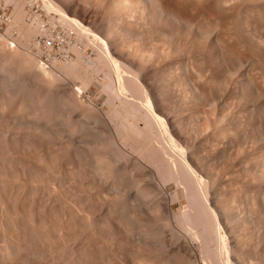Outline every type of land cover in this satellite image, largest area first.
<instances>
[{
    "label": "rangeland",
    "instance_id": "obj_1",
    "mask_svg": "<svg viewBox=\"0 0 264 264\" xmlns=\"http://www.w3.org/2000/svg\"><path fill=\"white\" fill-rule=\"evenodd\" d=\"M54 1L57 2L56 4H58L59 6H61L62 1H63L64 2V4H62L63 7L66 3L65 2L66 0L65 1L64 0H61V1L60 0H58V1L54 0ZM77 1L81 2V4H83L85 7H87V10L89 11V13L91 12L90 14H92V15H90L91 17H93V18H91V20L92 19H94V20H92V22H90L91 20L89 19L90 21L88 23L90 24V26L88 23H86L87 21H81L83 26L85 25L86 27H90L91 30L94 29L91 34H88V33H87V35L84 34L86 30H83V32H80L82 27L79 26L81 28L77 29L76 27H78V26L76 25L77 24L76 22L72 21L73 24L76 23L75 26H73V24L70 23L71 21L70 22L65 21V17L62 16L60 12L58 13V11H56L58 9L57 6H55L56 10H53V8H52L53 5L51 3H49L48 0L47 1H45V0H33V1L32 0H13L12 2H11V0H0V15L5 14L4 16H10V18H11L10 22H5V21L3 22L0 19V68H1V70H0V72H1L0 73V76H1L0 77V106H1L0 107V164H1V166H0V169H1L0 170V178H1L0 179V202H1L0 203V214L1 213L3 214V213H5V211H7L6 212L7 214L6 213L4 214L5 216L2 214L0 215V241H2V242H0L1 243L0 244V251H2V252H0L2 254V255L0 254V264H47V263L48 264H50V263L51 264H58V263L59 264L60 263L61 264H66V263L71 264V262H73L75 264V261H76V264H78V261H79V264H119V263L120 264L121 263L122 264H130V263L131 264H141V263L142 264H169V263L170 264H176V263L177 264L178 263L179 264H194V263L195 264H211L212 261H214V262H212V264H214V263L215 264H224V263L225 264H246V263L247 264H253V263L254 264H264V249H263L264 248V230H262V229H264V194H262V193H264V174H263L264 173V106H263L264 105V80H263V78H264V61L262 60V59H264V50H263L264 49V26H263L264 25V19H263L264 13L260 14V12L257 11L258 9L260 10V7H261L260 5L262 3L264 4V2H261L259 0L261 3H259L258 1L256 3H254V0H249L250 2L252 1L251 2L252 4H250V2H249L250 5H254V4L256 5L257 3H258V5L260 4L259 8L254 9V6H249V4L246 3V1L248 2V0H246V1H244V0H242V1L241 0H233V1L230 0V2H227V0H226L227 3L225 2V4L223 6H221L219 9L217 8L218 10L216 9L218 11V13H217V11H215V9H214L215 12L212 11L213 8H211V11L213 12V14H211L212 12L208 9L210 8V5L214 6L213 4L216 2L215 0H211V1L210 0L209 1L208 0H203V1L202 0H184V1L181 0L182 2H180V0H175V2H174V0H172L174 3L173 2H172V4L167 3V5L170 9L165 6L166 9L169 10L167 12L165 9L166 12L164 11L165 13H163V14H166V15H163V14L160 15L162 17L163 16L165 17V18H163V21L160 19V16L158 15L157 19H154V20H156L154 22L150 16L149 17L151 19H149L147 14H145L147 16L146 17L147 20L144 19V16L142 14L143 13L142 9L138 10L139 8H141L139 6H137V8H132L133 6L132 7L130 6L131 9L129 10V8H127L126 11L123 13L124 16L117 18V17H115L116 14H115V12H113L112 6H110V2L112 0H108V1L107 0H81V1L77 0ZM169 1L171 2V0H169ZM177 1H178V3H177ZM207 1L210 4L209 3L206 4ZM24 2H25V4H23ZM181 3H182V5H181ZM195 3H197V4H195ZM230 3H231V5H233V7L230 5ZM49 4L52 6L50 7ZM162 4H164V3H162ZM174 4H176V5H174ZM184 4H185V6H183ZM239 4H240V6H239ZM178 5H180V7ZM195 5L200 6V8L197 9L198 11L200 10L199 12L197 10H196V13L193 12V11H195V9L197 7H199V6L196 7ZM42 6H43V8H42ZM192 6H195V8L193 7L194 8L193 9ZM48 7H49V9H48ZM134 7H136V5ZM177 7H179L178 10H177ZM238 7H240V8H238ZM256 7H258V6H256ZM50 8H52V9H50ZM107 8L109 10H107ZM189 8H190V10H189ZM239 9H240V11H239L240 13L238 12ZM58 10L61 11V9H58ZM110 10H112V11H110ZM134 10H136V11H134ZM244 10H245V12H244ZM132 11H134V12H132ZM209 11H210V13H209ZM262 11H264V10H262ZM126 12H127V14H126ZM137 12L139 14L141 13L143 17L141 18V14L139 15ZM178 12L181 14V16H184V17L186 15H190V22L191 21L192 22L195 21V22H193L192 25L189 22V23H186V25H189V26H186L185 24L183 26L182 21L178 20V18H179L178 16H180V14ZM191 12H193L194 15H192L193 13H191ZM258 12H259V14H257ZM19 13H21V14H19ZM114 14H115V16H114ZM174 14H175V16H174ZM176 14L177 15L179 14V15L177 16ZM184 14H186V15H184ZM210 14L213 15L212 18L210 17V20L211 19L214 20V21L212 20V22L209 20V18H208L209 16H207ZM24 15H25V17H24ZM93 15L96 16V18H94ZM237 15L238 16L240 15L241 17L240 16L239 17L241 19L239 17H237ZM15 16L17 18H15ZM113 16L115 17V19ZM228 16H229V18H227ZM136 17H138V18H136ZM168 17H171L170 18L171 21ZM175 17L177 18V19H175L177 24L174 22ZM191 17H192V19H191ZM198 17H199V19H198ZM213 17L215 19L217 18L216 19L217 21ZM221 17H223V18H221ZM14 18H15V20H14ZM186 18H187V16H186ZM188 18H189V16H188ZM207 18H208V20H207ZM234 18L239 19V20H236V19L235 20H236L238 25L240 24L239 25L240 27L236 24ZM250 18H254V19L252 20ZM96 19H98V20H96ZM131 19H132V21H131ZM142 19H144L146 21H144ZM158 19H160V21ZM200 19H202L201 23H200ZM232 19L235 23L232 21ZM39 20H41V21H39ZM177 20H178V22H177ZM94 21L96 23L92 26ZM245 21H247V22H245ZM146 22H147V24H146ZM180 22L182 24H179ZM208 22H211V24H209ZM216 22H218V23H216ZM250 22H251V24H248ZM23 23H24V25H23ZM32 23H33L34 28L31 27ZM36 23L39 25H37ZM172 23L174 24V26ZM196 23H198V24H196ZM212 23L216 24V25H213ZM222 23H224V24H222ZM246 23H247V25H246ZM203 24H205V25H203ZM217 24H218L219 28L216 29ZM226 24L228 26H226ZM252 24H254V25H252ZM169 25H171V26H169ZM199 25L201 27H199ZM207 25L208 26L212 25V27L209 26L208 27L209 30H208ZM221 25H223L222 28H221ZM115 26H117V27L115 28ZM166 26H168V27H166ZM182 26L185 29V30L182 29L184 32L181 30ZM195 26H196V28H195ZM205 26H206V28H205ZM237 26H238V29H240V33L243 32L242 34L244 36L242 38L245 37L244 39H241V38L239 39V37H237L238 31H239L238 29H235ZM245 26H248V28ZM28 27H29V30H31V28H32L31 32H29ZM97 27H98V29H97ZM185 27L186 28L188 27L187 28L188 30ZM191 27H193V29ZM197 27H199V28H197ZM36 28H38V29H36ZM85 28H82V29H85ZM117 28H118V30H117ZM142 28H143V30H142ZM173 28H175V29L173 30ZM189 28H191L190 31H189ZM213 28L215 30H218V31L216 32ZM224 28H225V30H228V31L224 32L225 34L223 33ZM257 28H258V30H257ZM95 29H96V31H95ZM111 29L114 31V33H116L117 31L120 32L122 30L121 33L123 35L117 36L114 33L110 35L109 30L111 32L112 31ZM114 29H116V30H114ZM202 29L205 31H203ZM244 29L246 30V32L244 31ZM247 29H249V30L247 31ZM33 30H34V32H33ZM212 30H213V32H212ZM150 31H152V32H150ZM166 31H168V32H166ZM209 31L212 33L210 34ZM229 31H232V34ZM249 31H250V34H249ZM93 32H96L97 34H99V36L102 37L100 39H103V43H104V41L106 42L107 38H109L108 39L109 41L107 40V42H109V44L111 43L112 51H115V52L117 51V53L122 52L121 55H124L125 57H126V54L130 52L127 49H130L132 51V52H130V53H132L131 55L127 54V59H131V60L130 61L128 60L127 63H125L127 66L124 64L125 68H123L124 66L122 65V67H121L122 70H120V73H117L114 68H111L112 66L111 67L109 66V64H110L108 62L109 60L106 61V59H105L107 56L105 53H106V51H108L110 49L106 45L107 42H106V44L105 43L104 44L106 45L105 49H108V50L104 51L105 46L103 44H99L102 42H100V41L98 42L97 39H95V37L97 36L96 38H98V40H99V36L96 35L94 37L95 33H93ZM214 32H216V33H214ZM226 32H229L230 34L229 33L227 34ZM234 32L236 33V36L234 35L235 34ZM28 33L30 35H27ZM162 33H163V35H162ZM171 33H172V35H171ZM207 33H208V35H207ZM251 33L253 34V36ZM141 34H143V35H141ZM222 34H224V35H222ZM245 34L249 35V37H247V35H245ZM112 35L113 36L115 35V36L113 37ZM158 35L160 37H157ZM168 35H170V36H168ZM179 35H181V36L179 37ZM190 35H192L191 36L192 38L190 37ZM195 35L198 37H196ZM215 35H218V36L216 37ZM226 35H228V36H226ZM137 36H139V37H137ZM93 37H94V39H93ZM103 37H105L106 40ZM117 37L118 38L121 37L124 39L126 38V40L128 37L129 38L126 41V40L121 39V38H119V40H118ZM147 37H148V39H147ZM154 37H156V38H154ZM225 37L227 38L226 40H224ZM252 37H254V38H252ZM248 38H249V40H248ZM113 39H114V41H113ZM202 39H203V41H204V39H206V40L203 42ZM258 39H259L260 45L257 43ZM121 40H123V42ZM252 40H254L252 42L253 45H254V43L257 44L258 48L256 47V45H254L255 48H253L252 44L250 43L251 44L250 45L247 42V41L251 42ZM130 41L132 42L131 44H130ZM136 41L138 44L136 43ZM160 41H162V42H160ZM222 41H223V43H222ZM28 42H30V43H28ZM125 42H127V43L129 42L130 45L129 44L127 45V43H125ZM154 42H155V44H154ZM170 42L174 46L171 45ZM236 42H237V44H236ZM242 42L243 43L245 42L244 45ZM134 43H136V45H138V47ZM133 44H134V46H136L137 49L133 47ZM209 44H211V45H209ZM220 44H221V46H220ZM101 45L103 46V48ZM113 45H115V46H113ZM116 46H118V47L116 48ZM121 46H123V47H121ZM113 47H115L114 48L115 50L113 49ZM168 47H169V49H168ZM176 47H177V50H176ZM201 47H204V48H201ZM206 47H208V48H206ZM243 47H244V49H243ZM247 48H249V49H247ZM251 48L253 51L251 50ZM102 49H104V50H102ZM13 50H15V51H13ZM137 50H139V51H137ZM147 50H149V51H147ZM234 50H237V51H234ZM258 50L260 51V53H258L259 52ZM135 51H137V53ZM141 51H143L142 52L143 55L140 54ZM205 51L206 52L208 51V52L206 53ZM247 51L249 52L248 55L246 54ZM233 52L234 53L238 52V54L237 53L234 54ZM252 53H254V54L252 55ZM12 54L14 56H12ZM138 54H140L142 56H140ZM135 55L137 57L134 58ZM180 55H182V56H180ZM249 55H250V57H248ZM7 56H9V57H7ZM129 56H131V58ZM198 56L201 59H199ZM224 56H225V58H223ZM20 57H21V59H20ZM23 57H25V58H23ZM103 57H105V58H103ZM216 57H217V59H216ZM13 59H15V60H13ZM32 59L34 60V62H32L33 61ZM107 59H108V57H107ZM132 59H134V60H132ZM219 59H221L222 61ZM258 59H259V61H258ZM254 60H257V61H254ZM223 61H225V63ZM190 62H192V63H190ZM246 62L249 65H247ZM2 63H3V65H2ZM21 63H22V65H21ZM15 64H17V66ZM128 64H130V65H128ZM32 65H34L35 67H33ZM105 65L108 66V68ZM210 65H211V67H210ZM63 66H65V67H63ZM77 66H78V68H77ZM188 66H189V68H188ZM255 66L256 67L258 66V67L256 68ZM71 67H73V69ZM173 67H175V68L173 69ZM261 67L263 68V71H262ZM110 69H114V70L111 72ZM40 70H42V71H40ZM128 70H129V72H131L130 70H133L132 74L129 73ZM206 70H207V72H206ZM228 70H230V71H228ZM31 71H33V72H31ZM84 71H85V73H84ZM169 71H170V73H168ZM197 72H198V74H197ZM122 73H125L126 75L122 74ZM54 74H56V75H54ZM27 75H28V77H27ZM38 75H41V77H39ZM76 75H77V77H76ZM119 75H120V77H122L121 78L122 81L125 79L123 81L124 83H127V85H128V83H130L129 85H133V84L137 85L136 87L142 93L135 91V89H130V88H134L135 86H133V87L127 86L128 87L126 89L127 91L125 90V91L121 92V89H119L120 84L118 83L119 82L118 79H120V77H118ZM122 75H124V76H122ZM42 77H43V79H42ZM53 77L54 78L56 77V78L54 79ZM182 77H183V79H182ZM4 79H6L7 81ZM137 79L139 80V82ZM128 80H129V82H127ZM251 80H252V82H251ZM3 81L5 83H3ZM107 81H109V82L111 81V83H109ZM137 82H138V84H137ZM224 82H225V84H224ZM243 82H244V84H243ZM260 82H261V84H260ZM139 83H140V85H139ZM113 84H114V86H113ZM251 84H252V87H250ZM31 85H33V86H31ZM109 85L111 88L109 87ZM216 85H218V86H216ZM7 86L10 89H8ZM80 86H82V87L80 88ZM140 86H141V89H140ZM152 86H153V91L152 90L150 91ZM191 86H193V87H191ZM245 86H246V88H245ZM112 87H114V88H112ZM217 87H218V89H217ZM249 87H250V89L251 88L252 89L249 90L248 89ZM4 88H5V91H4ZM206 89H207V91H206ZM219 89H220V91H218ZM51 90H53V91H51ZM84 90H86V91H84ZM130 91H131V93H130ZM215 91H217V92H215ZM211 92H213L215 95ZM222 92H224V93H222ZM66 93H67V95H66ZM68 93H70V94H68ZM64 94H65V96H64ZM210 94H212V95H210ZM10 95H13L15 99L13 98V96H10ZM147 95H149L152 98L151 99L150 97H148L151 99V101L153 100L152 102L150 101V99H147V97H146ZM213 95L216 97H214ZM44 96H46V97H44ZM87 96H88V98H87ZM67 97L69 99H67ZM47 98H50V99L47 100ZM56 98L58 101H55ZM125 98L127 100H124ZM141 98H144L143 101L141 100ZM214 99H216V100H214ZM75 100H78V102L77 101L74 102ZM122 100L126 103L122 102ZM62 101L63 102L65 101L67 104L65 102L63 103ZM114 101H115V103H114ZM145 101H148L150 103L148 104V102H145ZM3 102H5V103H3ZM140 102H141V104L139 105L138 103H140ZM26 103H28V104H26ZM72 103H75V105H73V107L71 105ZM132 103H135V105H139L138 108H140L139 111L136 108L137 113L134 112L135 114L133 113V111H132L133 109L131 108ZM151 103H152V105L154 104V106H152ZM147 104L150 105L151 107H155V108H151L150 106H148V108H147ZM183 104H184V106H183ZM65 105H67V106L71 105V106H69V107L66 106V108H64ZM215 105L217 107H215ZM224 105H225V108H227V109L223 108ZM3 106L7 107V108H3ZM144 106H146V107H144ZM124 107H125V109H124ZM149 107L152 109V112L154 109V112L157 113L156 115H159L160 117L164 116L163 118L166 119V123L168 124V127H167V125L165 123L167 129L169 128L170 131L173 130V128H175V130L178 129L176 131H177V134H179L180 136L175 134L174 130L171 131L172 133L174 132L171 135H173V138L175 139V141H173V142H175V146L173 145L174 143L171 142L173 140V138L171 140L169 139V138H171V136L169 135L171 132L168 133L169 129L168 130L166 129L167 130L166 131L164 128L165 125H164V127H162V126H160L161 125L160 123L158 124V122H155L154 120H152L153 118H155V117H153L155 114L153 112L154 115L152 116V113L150 114L148 112V111H150ZM76 108L78 109V111L75 110ZM141 108L144 110H141ZM249 108L251 109V111ZM64 109H67V110H64ZM240 109H241V111H240ZM130 110H131V112H130ZM43 112H44V114H43ZM96 112H98V113H96ZM140 112L142 113L141 115H140ZM48 113L50 114V116L48 115ZM86 113H87V115H86ZM131 113H133V114H131ZM126 116H128V117H126ZM131 116H133V117H131ZM43 117L45 120L42 119ZM50 117H52V118H50ZM134 117H135L136 122L133 119ZM146 117H148V119ZM124 118H125V120H124ZM142 118H143V120H142ZM230 118H232V119H230ZM250 119L252 120V122L250 121ZM146 120H149L151 122V124H152V122H154V124H152L153 128L151 127V129H148V131L152 130L151 131L152 135L150 132L146 131L147 130L145 127L146 126ZM52 121H53V124H50V123H52ZM72 121H74V122H72ZM125 121H128V122L125 123ZM64 122L68 123V124H64ZM78 122L82 126H80V124ZM193 123H194V125H193ZM163 124H164V122H163ZM214 124H216V125H214ZM52 125H53V127H52ZM65 125L69 126V127H66ZM196 125H197V127H196ZM84 126H86V127H84ZM89 126H90V128H88ZM131 126H132V128H131ZM207 126H209V127H207ZM156 127H157V130H156ZM37 128L40 131H37ZM49 128H51V129H49ZM140 128L143 131H140ZM143 128H145V129H143ZM158 128H159V130H158ZM46 129H48V130H46ZM70 129H71V131H70ZM74 129H75V132H74ZM121 129L124 131H122ZM52 130L54 132H51ZM132 130H135L136 132L132 131ZM164 131H166V132H164ZM160 132H162V133H160ZM196 132H197V134H196ZM236 132H240V133L236 134ZM198 133H200V134H198ZM49 134H51V135H49ZM65 134H67V135L65 136ZM239 134L242 136H240ZM140 135H142V137ZM75 136H76V138H75ZM223 136H225V137H223ZM160 137H161V139H159ZM181 137H182V139H181ZM256 138H258V139H256ZM176 139L179 140V142H177V143H179L180 146L181 145H182V147L185 146L184 147L185 149L184 148L179 149L182 147H179V145H176L177 144ZM260 139H262L263 141ZM69 141H70V143H68ZM97 142H98V144H97ZM133 142L135 143V146H134ZM155 142H156V144H155ZM168 142L169 143L171 142L172 145L169 144ZM85 143H87V144H85ZM59 144H61L62 146L61 145L58 146ZM88 144H90V145H88ZM164 144H165V146H164ZM256 144H258V145H256ZM230 146H231V148H230ZM243 148H245V150ZM105 149H106V151H105ZM131 149H134V150H131ZM162 149L165 151H162ZM260 149H262L263 151H261ZM184 150H187V151H184ZM226 151H227V153H226ZM181 152H183V155H180V154H182ZM169 153H170V155H169ZM164 154L167 156H165ZM113 155L115 156V159H114ZM172 155H174V156H172ZM184 155H186V156H184ZM96 156H99V157H96ZM109 156H110V159H109ZM111 156H112V158H111ZM150 156H151V158H150ZM177 156H179V157H177ZM223 156H224V158H223ZM102 157H104V158H102ZM117 157H118V159H116ZM130 157H132V158H130ZM145 157L147 159H145ZM163 157H165V158H163ZM184 157L186 158V160H184L185 159ZM169 158H173V159L171 160ZM257 158L260 160H257ZM106 160H109V162ZM165 160H167V161H165ZM147 161H148V163H147ZM185 161L186 162L188 161L191 164H193L192 161H194V162L195 161H199V162L204 161L207 164V166H209L211 168L210 169L208 167V169H209L208 176H206L207 174L203 175L200 172V170H197L198 169L197 167H195V169L198 171V173L200 172L199 174H201L204 177V179H206L205 180L206 182L201 183V181H200V183H199V180L194 179V176L192 175L191 179H193L198 184L197 183L195 184L193 180H192L193 182L190 183L189 180H187V178L185 177V174L182 173L183 168H185L184 167V165H185L184 163H186ZM103 163H106V164H103ZM116 163L119 164V166L116 165ZM133 163H134V165H133ZM178 163H180L181 165H179ZM93 164H95V166H93ZM99 164H100V166H99ZM135 164H136V166H135ZM144 164H146V165H144ZM152 164H154V165H152ZM110 165H111V168H108V166L110 167ZM173 165H174V167H173ZM104 166L106 167L107 170L105 169ZM169 167H171V168H169ZM141 168H142V170H141ZM153 168H154V170H153ZM248 168H250V169H248ZM145 169H146V171H145ZM170 169L174 174L170 171ZM179 169H181V170H179ZM94 170L97 172H95ZM104 170H106L107 172ZM110 171L112 172V174L110 173ZM159 171H161V173ZM108 172H109V175H108ZM116 172L117 173L119 172L118 173L119 175ZM170 172H171V174H170ZM256 172H258V173H256ZM69 173H73V174H69ZM94 173H96V174H94ZM140 173L141 174L144 173V176L142 177V175ZM178 173H181V174H178ZM165 174L168 175V176L166 175L167 178H165L166 176L162 177ZM182 174H184V175L181 176ZM217 174H219V175H217ZM114 175H115V177H114ZM169 175L171 177L173 175L174 176L171 178V177H169ZM104 176L106 177V179ZM175 176H176L177 180H175L176 178L174 179ZM178 176L180 177L179 179H178ZM123 177H125L126 179ZM162 178H163V181H162ZM9 179H10V181H8ZM16 179H17V183H16ZM101 179H103V180H101ZM159 179H161V180H159ZM181 179H182L183 183L181 182ZM173 180H175V181H173ZM103 181H106V182H103ZM154 181H155V183H154ZM164 181H165V183H164ZM184 181H185V183H184ZM212 181H213V183H212ZM125 182H126V184H125ZM161 182H163L165 185L162 184ZM75 183H76V185H75ZM118 183H119V185H118ZM188 183H189V185L187 186ZM205 183L207 184V187H206ZM2 184L6 188H4ZM79 184L81 186H79ZM109 184H110V186H109ZM112 184H113V186H112ZM193 185H194V187H193ZM75 186L77 187L76 189H75ZM190 186H192V187H190ZM261 186H262V188H261ZM18 187L19 188L21 187V188L19 189ZM72 187H73V189H72ZM83 187H84V189H83ZM137 187H140V188H137ZM3 188H4V190H3ZM135 188H137V189H135ZM143 188H145V189H143ZM205 188H206V191L208 190V192L205 191ZM16 189H17V191H16ZM191 189L192 190L194 189L193 190L194 192H192ZM132 190H134L133 193H132ZM138 190H139V192H138ZM220 190H221V192H220ZM63 191H65V193ZM119 191L120 192L124 191V192L120 193ZM195 191H198V192H195ZM98 192H99V194H98ZM190 192H191V194H189ZM246 192H248V193H246ZM78 193H79V195L81 194L80 195L81 197H79ZM86 193H88V194H86ZM134 193H135V195H134ZM139 193H141V194H139ZM188 194L190 196H188ZM197 194H198V196H197ZM24 195H25V197L22 198ZM66 195H68V196H66ZM70 195L72 196L73 199L71 197H69ZM192 195H194L195 197L194 196L192 197ZM135 196H136V198H135ZM124 197H126V198H124ZM163 197H165V198L163 199ZM80 198H82V199H80ZM122 198H124L123 201H122ZM159 198H161V199H159ZM187 198L189 200H187ZM1 199L2 200L4 199L3 203H2ZM192 199H195V200H192ZM198 199H200V200H198ZM8 200H10V201H8ZM134 200H136V201H134ZM197 200L201 201V202H197ZM75 201H77V202H75ZM126 201H127V203H126ZM128 201H130V202H128ZM136 202H137V204H136ZM239 202H240V204H239ZM128 203H129V205H128ZM138 203H139V205H138ZM143 203L145 206L143 205ZM201 203H202V206H201ZM189 204H190V206H189ZM140 205H142L143 208ZM191 205H192V208H190ZM193 205H195V207H193ZM196 205H198V206H196ZM261 205H262V207H261ZM159 206H161V208H163V207L164 208L161 209ZM200 206L201 207L204 206V207L201 208ZM3 208H6L7 210L6 209L3 210ZM108 208H110V209H108ZM159 208L161 210H159ZM194 208H196L195 211H193ZM242 208H244L245 210ZM12 209H13V211H12ZM120 209L121 210L123 209V210L121 211ZM200 209L203 212L200 211ZM206 209H208V210H206ZM111 210H113V211H111ZM14 211L18 215L15 214ZM86 211H88L89 213H86ZM190 211L192 212V214L190 213ZM145 212H147V213H145ZM194 212H196V213H194ZM163 213H165V215ZM167 213L170 215H168ZM249 213H251V214H249ZM19 214H21V215H19ZM92 214H94V215H92ZM145 214L147 217L144 216ZM196 214L199 217L198 221L197 220L195 221V219L197 218ZM30 215L32 217H30ZM132 215H134V216H132ZM189 215L191 217L194 215L193 217H194L195 222L192 221L193 217L190 218ZM202 215H203V217H202ZM251 215H253V216H251ZM255 215H258V216L255 217ZM10 216H13L14 218H12ZM130 216H131V218H130ZM208 216H210V217L208 218ZM238 216H239V218H238ZM3 217L6 221L3 220ZM157 217H159V218H157ZM236 217H237V219H236ZM206 218H207V220H205ZM210 218H211V220H208ZM215 218L218 219V221H220V224H222L221 225L223 228L222 230H220L218 228L217 220ZM9 219H12V221H10ZM26 219H27V221H26ZM158 219L159 220L164 219L165 221L164 220L158 221ZM213 219H215V220H213ZM121 220H122V222H121ZM188 220H191V221L188 222ZM22 221L23 222L26 221V223H22ZM205 221H207V222H205ZM5 222H6V224H5ZM190 222L193 223V226H191L192 223H190ZM208 222L210 223V225L211 224L212 225L210 226ZM207 223H208V225H207ZM26 224H28V225H26ZM14 225H16V226H14ZM186 225H188V226H186ZM6 226H7V228H6ZM151 226H153V227H151ZM154 226H156V227H154ZM162 226H164V227H162ZM24 227H25V229H24ZM87 227H89V228L87 229ZM132 227L134 228V231H133ZM212 227H214L215 230ZM181 228H183L184 230ZM21 229L23 230V232ZM106 229H108V230H106ZM130 229H132V230H130ZM159 229H160V231H159ZM209 229H210V231H209ZM251 229H253V230H251ZM155 230H156V232H155ZM162 230H164V231H162ZM131 231H133V233ZM211 231H212V233H211ZM220 231H222V232H220ZM249 233H251V234H249ZM38 234L40 237L38 236ZM126 234H128V235H126ZM237 234H239L240 236ZM257 234L259 237L257 236ZM92 235L95 237H93ZM251 235H252V238H251ZM29 236L30 237L32 236L31 238L33 241L31 239H30V241L28 240ZM42 236H43V238H41ZM36 237H37V239H36ZM184 237L187 239H185ZM213 237H214V239H213ZM157 238H159V239H157ZM204 238L207 240H205ZM39 239L42 241H40ZM45 239H48L50 241L48 242V240H45ZM115 239H116V242L114 241ZM209 239H211V240H209ZM232 239H233V242H232ZM135 240H136V242H135ZM203 240L205 242H203ZM7 241H9L10 243L8 244ZM45 241L48 243H46ZM119 241L122 245L119 243ZM104 242H106V243H104ZM144 242H146V243H144ZM3 243L5 246L3 245ZM22 243H23V245H21ZM42 243H43V245H42ZM101 243H102V245H101ZM12 245L15 246L16 249L13 248ZM37 245H38V247H37ZM41 245H42V247L45 248V246H46L47 248L46 249L41 248L40 247ZM138 245H139V247H138ZM173 245H174V247H173ZM24 246H25V248H23ZM30 246H31V248H30ZM102 246H103V248H102ZM223 246L226 249H224ZM166 247L169 249H167ZM38 248H40L39 251H38ZM54 248H56V249H54ZM60 248H62V250H60ZM63 248H66V249H63ZM17 249L18 250L21 249V250L18 251ZM30 249H34V250H30ZM108 249H110V250H108ZM9 250L11 251V254H12L11 257H10L11 254H10ZM107 250H108V252H107ZM165 250L166 251L169 250V251L166 252ZM109 251H110V253H109ZM152 251H154V253ZM29 252L32 254H28ZM43 252H44V254H43ZM57 252H59L61 255ZM255 252H257V253H255ZM17 253H19V254H17ZM167 253H168V255L166 257ZM207 253H208V255H207ZM211 253L214 255H212ZM253 253H255V254H253ZM6 254H8L7 256H9V257H7ZM57 254H58V256H56V257L53 256V255H57ZM67 254H68V256L69 255L70 256L68 257ZM209 254H210V256H209ZM20 255L21 256L23 255V256L21 257ZM38 255L42 258H40ZM83 255L85 258H83ZM43 256H45L46 258L44 257L45 259H43ZM17 257L20 258V260ZM31 257H33L35 260H33V258H31ZM49 257H51V258H49ZM52 257L54 259L55 258H57V259H55V261H54V259ZM71 257H74V258H71ZM130 257H131V260H130ZM181 257H183V258H181ZM211 257H212V259H211ZM64 258H66V259L64 260ZM111 258H113V259H111ZM224 258H225V260H224ZM28 259H31V260H28ZM51 259H53V260H51ZM240 259H242V260H240ZM83 260H84V262H83ZM177 260H179V261L177 262ZM64 262H66V263H64ZM81 262H83V263H81Z\"/></svg>",
    "mask_w": 264,
    "mask_h": 264
},
{
    "label": "bare ground",
    "instance_id": "obj_2",
    "mask_svg": "<svg viewBox=\"0 0 264 264\" xmlns=\"http://www.w3.org/2000/svg\"><path fill=\"white\" fill-rule=\"evenodd\" d=\"M12 1H13V0H11V2H12ZM32 1H33V0H32ZM45 1H47V0H45ZM57 1H58V0H57ZM60 1H61V0H60ZM64 1H65V0H64ZM80 1H81V0H80ZM107 1H108V0H107ZM163 1H164V0H112V1L110 2V6H112L113 12H115V14H116V16H115V14H114V16L117 17V18H120V17L124 16L123 13L126 11L127 8H129V10H130L132 6H133L132 8H137V6H139V7H141V8H139L138 10L142 9V11H143L142 14H143V16H144V19H146L147 16H146L145 14H147L148 17L150 16V17L152 18V20L155 22L156 20H154V19H157V16H158V15L160 16L161 14L165 13L166 11H167V12L169 11L168 9H166V7H168L167 3H168V4H169V3L172 4V2H173L172 0H171V2H170L169 0H165L164 2H163ZM183 1H184V0H183ZM202 1H203V0H202ZM208 1H209V0H208ZM208 1H207L206 4L209 3ZM210 1H211V0H210ZM215 1H216V2H215ZM215 1H214V2H215L214 4L212 3L214 6L210 5V8H209V9L207 8L208 10L211 11V8H213L212 11H214V9H215V11H217V10H218L221 6H223V5L225 4V2H226V0H215ZM232 1H233V0H232ZM241 1H242V0H241ZM241 1H240V2H241ZM244 1H246V0H244ZM257 1H258L259 3L264 2V0H260L261 2H260L259 0H254V3H256ZM48 2L51 3V4L53 5V7H52L53 10H56V7H55V6H57L58 9H61V11H59L58 9H57L56 11H58V13L60 12L61 15L65 17V21H67V22H70V21H71L70 23H72V24H73V22H76L77 24L74 23L73 26H75V24H76V25L78 26V27H76L77 29H78V28H81V27H82V28H85V27H86L85 25H84L85 27L83 26V24H82L81 21H87L86 23H88V22L91 20V18H93V17L90 16V15H92V14H90L91 12L89 13V11L87 10V7H85L83 4H81V2H79V1H77V0H66V1H65L66 3H65V5H64V7L62 6V4H64L63 1H62L61 6H59L58 4H56L57 2H55L54 0H48ZM86 2H87V1H86ZM174 2H175V0H174ZM174 2H173V3H174ZM180 2H182V1L180 0ZM188 2H189V1H188ZM227 2H230V0H229V1L227 0ZM227 2H226V3H227ZM235 2H236V1H235ZM249 2H250L249 0H248V2L246 1L247 4H249ZM251 2H252V1H251ZM251 2H250V4H252ZM93 3H94V2H93ZM107 3H108V2H107ZM162 3H164L165 5L162 4ZM177 3H178V1H177ZM198 3H199V2H198ZM238 3H239V2H238ZM254 3H253V4H254ZM23 4H25V2H24ZM46 4H47V3H46ZM91 4H92V3H91ZM195 4H197V3H195ZM199 4H200V3H199ZM204 4H205V3H204ZM209 4H210V3H209ZM236 4H237V3H236ZM250 4H249V6H254V9H255V8L257 9V8H259V7L261 6V7H260V10L258 9L257 11H259L260 14H263V13H264V11H262V10H264V9H263V8H264V7H263V6H264L263 3H262L261 5L259 4L260 6L258 5V3H257L256 5H255V4H254V5H250ZM52 5L49 4L50 7H51ZM135 5H136V7H134ZM174 5H176V4H174ZM174 5H173V6H174ZM181 5H182V3H181ZM187 5H188V4H187ZM202 5H203V4H202ZM230 5H231V3H230ZM22 6H23V5H22ZM25 6H26V5H25ZM130 6H131V7H130ZM165 6H166V7H165ZM178 6L180 7V5H178ZM183 6H185V4H184ZM195 6H196V5H195ZM195 6H192V8H193V7L195 8ZM197 6H199V5H197ZM197 6H196V7H197ZM208 6H209V5H208ZM211 6H212V7H211ZM231 6L233 7V5H231ZM234 6H235V5H234ZM239 6H240V4H239ZM241 6H242V5H241ZM245 6H246V5H245ZM256 6H258V7H256ZM14 7H15V6H14ZM54 7H55V8H54ZM59 7H60V8H59ZM62 7H63L64 9H63ZM95 7H96V6H95ZM171 7H172V6H171ZM179 7H177V10L179 9ZM187 7H188V6H187ZM187 7H186V8H187ZM189 7H190V6H189ZM224 7H225V6H224ZM235 7H236V6H235ZM246 7H247V6H246ZM42 8H43V6H42ZM52 8H50V9H52ZM168 8H169V7H168ZM194 8H193V9H194ZM198 8H200V6L197 7V8L195 9V11H193V12L196 13V10H197ZM217 8H218V9H217ZM222 8H223V7H222ZM226 8H227V7H226ZM226 8H225V9H226ZM228 8H229V7H228ZM236 8H237V7H236ZM238 8H240V7H238ZM244 8H245V7H244ZM247 8H248V7H247ZM16 9H17V8H16ZM48 9H49V7H48ZM165 9H166V11H165ZM169 9H170V8H169ZM193 9H192V10H193ZM216 9H217V10H216ZM229 9H230V8H229ZM261 9H262V10H261ZM105 10H106V9H105ZM107 10H109V9L107 8ZM138 10H137V11H138ZM173 10H174V9H173ZM177 10H176V11H177ZM189 10H190V8H189ZM22 11H23V10H22ZM110 11H112V10H110ZM134 11H136V10H134ZM134 11H132V12H134ZM142 11H141V12H142ZM164 11H165V12H164ZM183 11H184V10H183ZM197 11H198V10H197ZM199 11H200V10H199ZM199 11H198V12H199ZM210 11H209V13H210ZM212 11H211V12H212ZM215 11H214V12H215ZM239 11H240V9L238 10V12H239ZM254 11H255V10H254ZM146 12H147V13H146ZM179 12H180V11H179ZM179 12H178V13H179ZM189 12H190V11H189ZM193 12H191V13H193ZM224 12H225V11H224ZM244 12H245V10H244ZM255 12H256V11H255ZM259 12H258L257 14H259ZM96 13H97V12H96ZM106 13H107V12H106ZM129 13H130V12H129ZM129 13H128V14H129ZM137 13H138V12H137ZM174 13H175V12H174ZM191 13H190V14H191ZM205 13H206V12H205ZM217 13H218V11H217ZM230 13H231V12H230ZM239 13H240V12H239ZM249 13H250V12H249ZM14 14H15V13H14ZM14 14H13V15H14ZM19 14H21V13H19ZM126 14H127V12H126ZM126 14H125V15H126ZM138 14H139V13H138ZM140 14H141V13H140ZM140 14H139V15H140ZM142 14H141V18L143 17ZM168 14H169V13H168ZM179 14H180V13H179ZM179 14H178V15H179ZM202 14H203V13H202ZM206 14H207V13H206ZM211 14H213V12H212ZM211 14H210V15H211ZM220 14H221V13H220ZM220 14H219V15H220ZM224 14H225V13H224ZM231 14H232V13H231ZM235 14H236V13H235ZM100 15H101V14H100ZM135 15H136V14H135ZM139 15H138V16H139ZM163 15H166V14H163ZM169 15H170V14H169ZM176 15H177V14H176ZM178 15H177V16H178ZM184 15H186V14H184ZM192 15H194V13H193ZM200 15H201V14H200ZM203 15H204V14H203ZM210 15H207V16H209V17H208L209 20H210V17L212 18V16H213V15H211V16H210ZM214 15H215V14H214ZM229 15H230V14H229ZM248 15H249V14H248ZM250 15H251V14H250ZM69 16H70V17H69ZM93 16H94V15H93ZM114 16H113V17H114ZM128 16H129V15H128ZM130 16H131V15H130ZM167 16H168V15H167ZM174 16H175V14H174ZM174 16H173V17H174ZM177 16H176V17H177ZM186 16H187V18H188V16H189V18L187 19ZM186 16L184 17V16H181V14H180V16H178L179 18L177 17L178 20H179V21H182V23H183V24H182V23L180 22L179 24H182V25L184 26V24L186 25V23H189V22H190V15H186ZM204 16H205V15H204ZM232 16H233V15H232ZM239 16H240V15H239ZM239 16L237 15V17H239ZM246 16H247V15H246ZM252 16H253V15H252ZM24 17H25V15H24ZM64 17H63V18H64ZM101 17H102V16H101ZM115 17H114V19H115ZM133 17H134V16H133ZM150 17H149V19H151ZM161 17H162V16H160V19L163 21V18H165V17H164V16H163L162 18H161ZM171 17H172V16H171ZM171 17H168V18L170 19ZM176 17L174 18V20L177 19ZM201 17H202V16H201ZM201 17H200V18H201ZM234 17H235V16H234ZM240 17H241V16H240ZM240 17H239V18H240ZM262 17H263V16H262ZM15 18H17V17L15 16ZM15 18H14V20H15ZM67 18H68V19H67ZM79 18H80L81 20H80ZM94 18H96V16H94ZM136 18H138V17H136ZM158 18H159V17H158ZM202 18H203V17H202ZM208 18H207V20H208ZM213 18H214V17H213ZM221 18H223V17H221ZM221 18H220V19H221ZM227 18H229V16H228ZM60 19H61V18H60ZM89 19H90V20H89ZM121 19H122V18H121ZM133 19H134V18H133ZM144 19H142V20H144ZM160 19H158V20L160 21ZM172 19H173V18H172ZM180 19H181V20H180ZM191 19H192V17H191ZM198 19H199V17H198ZM204 19H205V18H204ZM204 19H203V20H204ZM214 19H215V18H214ZM216 19H217V18H216ZM216 19H215V20H216ZM230 19H231V18H230ZM235 19H236V18H234V20H235ZM240 19H241V18H240ZM244 19H245V18H244ZM250 19L253 20L254 18H250ZM258 19H259V18H258ZM263 19H264V18H263ZM33 20H34V19H33ZM92 20H94V19H92ZM92 20H91L90 22H92ZM96 20H98V19H96ZM137 20H138V19H137ZM146 20H147V19H146ZM146 20H144V21H146ZM166 20H167V19H166ZM174 20H173V21H174ZM178 20H177V22H178ZM201 20H202V19H200V23H201ZM207 20H206V21H207ZM212 20H213V19H211L210 21L212 22ZM236 20H239V19H236ZM236 20H235V22H236ZM35 21H36V20H35ZM35 21H34V22H35ZM39 21H41V20H39ZM72 21H73V22H72ZM115 21H116V20H115ZM131 21H132V19H131ZM150 21H151V20H150ZM153 21H152V22H153ZM170 21H171V19H170ZM204 21H205V20H204ZM213 21H214V20H213ZM216 21H217V20H216ZM222 21H223V20H222ZM232 21H233V19H232ZM243 21H244V20H243ZM20 22H21V21H20ZM34 22H33V23H34ZM124 22H125V21H124ZM129 22H130V21H129ZM140 22H141V21H140ZM174 22L176 23V20H175ZM191 22H192V21H191ZM191 22H190V24L192 25L193 22H195V21H193L192 23H191ZM202 22H203V21H202ZM211 22H208V23L211 24ZM218 22H219V21H218ZM218 22H216V23H218ZM220 22H221V21H220ZM226 22H227V21H226ZM233 22H234V21H233ZM235 22H234V23H235ZM245 22H247V21H245ZM248 22H249V21H248ZM16 23H17V22H16ZM33 23H32V26L30 25L32 28H34V27H33ZM38 23H39V22H38ZM61 23H62V22H61ZM70 23H69V24H70ZM86 23H85V24H86ZM95 23H96L95 21H94L93 24L91 23L92 26H93ZM136 23H137V22H136ZM143 23H144V22H143ZM169 23H170V22H169ZM213 23H214V22H213ZM213 23H212V24H213ZM224 23H225V22H224ZM224 23H222V24H224ZM238 23H239V22H238ZM259 23H260V22H259ZM19 24H20V23H19ZM30 24H31V23H30ZM36 24H37V23H36ZM72 24H71V25H72ZM88 24H89V23H88ZM113 24H114V23H113ZM113 24H112V25H113ZM128 24H129V23H128ZM146 24H147V22H146ZM153 24H154V23H153ZM166 24H167V23H166ZM172 24H173V23H172ZM176 24H177V23H176ZM179 24H178V25H179ZM194 24H195V23H194ZM196 24H198V23H196ZM230 24H231V23H230ZM232 24H233V23H232ZM236 24H237V22H236ZM248 24H251V22L248 23ZM12 25H13V24H12ZM23 25H24V23H23ZM37 25H39V24H37ZM40 25H41V24H40ZM112 25H111V26H112ZM203 25H205V24H203ZM213 25H216V24H213ZM234 25H235V24H234ZM237 25H238V24H237ZM239 25H240V24H239ZM239 25H238V26H239ZM244 25H245V24H244ZM246 25H247V23H246ZM252 25H254V24H252ZM79 26H81V27H79ZM89 26H90V24H89ZM98 26H99V25H98ZM130 26H131V25H130ZM130 26H129V27H130ZM147 26H148V25H147ZM169 26H171V25H169ZM173 26H174V24H173ZM175 26H176V25H175ZM180 26H181V25H180ZM183 26H182L181 30L184 29ZM186 26H189V25H186ZM209 26H210V25H209ZM209 26L207 25V28H208ZM219 26H220V25H219ZM226 26H228V25L226 24ZM229 26H230V25H229ZM235 26H236V25H235ZM238 26H237L235 29H238ZM241 26H242V25H241ZM263 26H264V25H263ZM18 27H19V26H18ZM41 27H42V26H41ZM116 27H117V26H115V28H116ZM156 27H157V26H156ZM166 27H168V26H166ZM199 27H201V26L199 25ZM199 27H197V28H199ZM210 27H212V25H211ZM222 27H223V25H221V28H222ZM232 27H233V26H232ZM239 27H240V26H239ZM245 27L248 28V26H245ZM12 28H13V27H12ZM24 28H25V27H24ZM32 28H31V30H32ZM38 28H39V27H38ZM38 28H36V29H38ZM72 28H73V27H72ZM82 28H81L82 31L80 30V32H83V30H86L87 32L85 31V33H84V34H86V35H87V33H88V34H91L92 31L94 30V29L91 30L90 27H86L85 29H82ZM91 28H92V27H91ZM106 28H107V27H106ZM112 28H113V27H112ZM158 28H159V27H158ZM160 28H161V27H160ZM185 28H186V27H185ZM187 28H188V27H187ZM187 28H186V29H187ZM191 28L193 29V27H191ZM191 28H189V31L191 30ZM195 28H196V26H195ZM205 28H206V26H205ZM214 28H215V27H214ZM214 28H213V29H214ZM217 28H219V27H218V24H217L216 29H217ZM227 28H228V27H227ZM229 28H230V27H229ZM249 28H250V27H249ZM15 29H16V28H15ZM26 29H27V28H26ZM41 29H42V28H41ZM41 29H40V30H41ZM77 29H76V30H77ZM97 29H98V27H97ZM108 29H109V28H108ZM137 29H138V28H137ZM174 29H175V28H173V30H174ZM176 29H177V28H176ZM178 29H179V28H178ZM245 29H246V28H245ZM245 29H244V31L246 32ZM253 29H254V28H253ZM255 29H256V28H255ZM16 30H17V29H16ZM21 30H22V29H21ZM28 30H29V27H28ZM31 30H29V32H31ZM34 30H35V29H34ZM34 30H33V32H34ZM111 30H112V29H111ZM114 30H116V29H114ZM117 30H118V28H117ZM142 30H143V28H142ZM159 30H160V29H159ZM184 30H185V29H184ZM187 30H188V29H187ZM187 30H186V31H187ZM202 30H203V29H202ZM208 30H209V28H208ZM214 30H215V29H214ZM221 30H222V29H221ZM229 30H230V29H229ZM231 30H232V29H231ZM238 30H239V31H238L237 37H239V39H240V38H241V39H244L245 37L242 38V37L244 36V35L242 34L243 32L240 33V29H238ZM248 30H249V29H247V31H248ZM257 30H258V28H257ZM37 31H38V30H37ZM88 31H89V32H88ZM95 31H96V29H95ZM112 31H113V30H112ZM112 31L110 32V30H109L110 35L114 33V31H113V32H112ZM134 31H135V30H134ZM146 31H147V30H146ZM156 31H157V30H156ZM168 31H169V30H168ZM168 31H166V32H168ZM175 31H176V30H175ZM179 31H180V30H179ZM182 31H183V30H182ZM198 31H199V30H198ZM203 31H205V30H203ZM203 31H202V32H203ZM210 31H211V30H210ZM210 31H209V32H210ZM215 31L217 32L218 30H215ZM225 31H228V30H225V28H224L223 33H224ZM19 32H20V31H19ZM74 32H75V31H74ZM115 32H116V31H115ZM121 32H122V30H121L120 32L117 31V32H116L117 34H116V33H114V34L117 35V36H119V35L122 36L123 34H122ZM142 32H143V31H142ZM142 32H141V33H142ZM150 32H152V31H150ZM176 32H177V31H176ZM183 32H184V31H183ZM191 32H192V31H191ZM209 32H208V33H209ZM212 32H213V30H212ZM212 32H210V34H211ZM216 32H214V33H216ZM220 32H221V31H220ZM229 32H231V34H232V31H229ZM229 32H226V33L228 34ZM235 32H236V31H235ZM235 32H234V33H235ZM257 32H258V31H257ZM78 33H79V32H78ZM93 33H95L94 37H95L96 35L99 36V34H97L96 32H93ZM99 33H100V32H99ZM120 33H121V34H120ZM124 33H125V32H124ZM146 33H147V32H146ZM154 33H155V32H154ZM154 33H153V34H154ZM173 33H174V32H173ZM180 33H181V32H180ZM188 33H189V32H188ZM196 33H197V32H196ZM205 33H206V32H205ZM208 33H207V35H208ZM214 33H213V34H214ZM236 33H237V32H236ZM236 33L234 34L235 36H236ZM22 34H23V33H22ZM38 34H39V33H38ZM81 34H82V33H81ZM81 34H80V35H81ZM133 34H134V33H133ZM155 34H156V33H155ZM165 34H166V33H165ZM194 34H195V33H194ZM218 34H219V33H218ZM224 34H225V33H224ZM224 34H222V35H224ZM229 34H230V33H229ZM249 34H250V31H249ZM251 34H252V33H251ZM27 35H30V34L28 33ZM27 35H26V36H27ZM101 35H102V34H101ZM115 35H114V36H115ZM124 35H125V34H124ZM127 35H128V34H127ZM130 35H131V34H130ZM130 35H129V36H130ZM134 35H135V34H134ZM141 35H143V34H141ZM162 35H163V33H162ZM171 35H172V33H171ZM200 35H201V34H200ZM220 35H221V34H220ZM245 35H247V34H245ZM32 36H33V35H32ZM90 36H91V35H90ZM112 36H113V35H112ZM114 36H113V37H114ZM125 36H126V35H125ZM135 36H136V35H135ZM164 36H165V35H164ZM168 36H170V35H168ZM174 36H175V35H174ZM180 36H181V35H179V37H180ZM191 36H192V35H190V37H191ZM193 36H194V35H193ZM195 36H196V35H195ZM215 36L217 37L218 35H215ZM226 36H228V35H226ZM230 36H231V35H230ZM230 36H229V37H230ZM252 36H253V34H252ZM254 36H255V35H254ZM94 37H93V39H94ZM96 37H97V36H96ZM96 37H95V39H97L98 42H99V41L102 42V43H99V44H103V45L105 46L104 49L106 48V45H107L108 48H110V49H109L110 51H109L108 49H105V50L102 49V50H104V51L108 50V51H106V53H105V54L107 55L106 58H105V57H103V58H105L106 61L109 60V61H108V62L110 63L109 66H110V67L112 66L111 68H114V69L116 70L117 73H120V70H122V69H121L122 65L124 66L123 68H125V65H126L125 63H127L128 60H129V61L131 60V59H127V54H128V55H131L132 53H130V52H132V51H131L130 49H127V50L130 51V52H129L130 54L127 53V54H126V57H125L124 55H121L122 52H119V53H120V54H119V53H117V51H116V52H115V51H112V49H111V43L109 44V42H107V40H108L109 38H107V40H106V38L103 37V38H105V40H106V42H107V44H106V42L104 41V43L106 44V45H105V44L103 43V39H100V38H102L101 36H99V40H98V38H96ZM126 37H127V36H126ZM137 37H139V36H137ZM157 37H160V36L158 35ZM176 37H177V36H176ZM196 37H198V36H196ZM205 37H206V36H205ZM212 37H213V36H212ZM247 37H249V35H247ZM250 37H251V36H250ZM256 37H257V36H256ZM117 38H118V37H117ZM119 38H121V37H119ZM119 38H118V40H119ZM128 38H129V37H128ZM128 38H127V40H128ZM133 38H134V37H133ZM135 38H136V37H135ZM149 38H150V37H149ZM154 38H156V37H154ZM191 38H192V37H191ZM200 38H201V37H200ZM252 38H254V37H252ZM252 38H251V39H252ZM257 38H258V37H257ZM110 39H111V38H110ZM121 39H124V38H121ZM147 39H148V37H147ZM161 39H162V38H161ZM166 39H167V38H166ZM180 39H181V38H180ZM197 39H198V38H197ZM211 39H212V38H211ZM223 39H224V38H223ZM223 39H222V40H223ZM226 39H227V38L225 37L224 40H226ZM79 40H80V39H79ZM124 40H126V38H125ZM127 40H126V41H127ZM136 40H137V39H136ZM150 40H151V39H150ZM178 40H179V39H178ZM181 40H182V39H181ZM183 40H184V39H183ZM186 40H187V39H186ZM200 40H201V39H200ZM205 40H206V39H204V41H205ZM228 40H229V39H228ZM248 40H249V38H248ZM260 40H261V39H260ZM92 41H93V40H92ZM95 41H96V40H95ZM97 41H96V42H97ZM108 41H109V40H108ZM113 41H114V39H113ZM121 41L123 42V40H121ZM140 41H141V40H140ZM142 41H143V40H142ZM174 41H175V40H174ZM195 41H196V40H195ZM198 41H199V40H198ZM198 41H197V42H198ZM202 41H203V39H202ZM204 41H203V42H204ZM219 41H220V40H219ZM219 41H218V42H219ZM238 41H239V40H238ZM253 41H254V40H252L251 42H250V41H247V42H248L249 44L251 43V44H252V47L255 48L254 45H256V47H257V44L254 43V45H253V43H252ZM256 41H257V40H256ZM122 42H121V43H122ZM151 42H152V41H151ZM160 42H162V41H160ZM164 42H165V41H164ZM213 42H214V41H213ZM218 42H217V43H218ZM28 43H30V42H28ZM121 43H120V44H121ZM125 43H127V42H125ZM131 43H132V42L130 41V44H131ZM136 43H137V41H136ZM136 43H134V44L136 45ZM168 43H169V42H168ZM168 43H167V44H168ZM170 43H171V42H170ZM211 43H212V42H211ZM222 43H223V41H222ZM240 43H241V42H240ZM242 43H243V42H242ZM244 43H245V42H244ZM244 43H243V45H244ZM257 43L259 44V39H258V42H257ZM261 43H262V42H261ZM116 44H117V43H116ZM116 44H115V45H116ZM128 44H129V42L127 43V45H128ZM130 44H129V45H130ZM134 44H133V47H134V48H136V46L138 47V45L134 46ZM137 44H138V43H137ZM141 44H142V43H141ZM154 44H155V42H154ZM182 44H183V43H182ZM207 44H208V43H207ZM228 44H229V43H228ZM236 44H237V42H236ZM251 44H250V45H251ZM115 45H113V46H115ZM148 45H149V44H148ZM157 45H158V44H157ZM171 45H173V44L171 43ZM175 45H176V44H175ZM209 45H211V44H209ZM217 45H218V44H217ZM231 45H232V44H231ZM247 45H248V44H247ZM259 45H260V44H259ZM15 46H16V45H15ZM101 46H102V45H101ZM101 46H100V47H101ZM131 46H132V45H131ZM169 46H170V45H169ZM173 46H174V45H173ZM204 46H205V45H204ZM215 46H216V45H215ZM220 46H221V44H220ZM238 46H239V45H238ZM248 46H249V45H248ZM94 47H95V46H94ZM117 47H118V46H116V48H117ZM121 47H123V46H121ZM129 47H130V46H129ZM133 47H132V48H133ZM157 47H158V46H157ZM171 47H172V46H171ZM216 47H217V46H216ZM15 48H16V47H15ZM102 48H103V46H102ZM114 48H115V47H113V49H114ZM142 48H143V47H142ZM142 48H141V49H142ZM172 48H173V47H172ZM174 48H175V47H174ZM192 48H193V47H192ZM201 48H204V47H201ZM206 48H208V47H206ZM213 48H214V47H213ZM235 48H236V47H235ZM235 48H234V49H235ZM249 48H250V47H249ZM249 48H247V49H249ZM257 48H258V47H257ZM82 49H83V48H82ZM136 49H137V48H136ZM147 49H148V48H147ZM168 49H169V47H168ZM179 49H180V48H179ZM223 49H224V48H223ZM230 49H231V48H230ZM243 49H244V47H243ZM261 49H262V48H261ZM261 49H260V50H261ZM6 50H7V49H6ZM28 50H29V49H28ZM114 50H115V49H114ZM127 50H126V51H127ZM132 50H133V49H132ZM134 50H135V49H134ZM157 50H158V49H157ZM173 50H174V49H173ZM176 50H177V47H176ZM180 50H181V49H180ZM180 50H179V51H180ZM188 50H189V49H188ZM188 50H187V51H188ZM212 50H213V49H212ZM216 50H217V49H216ZM227 50H228V49H227ZM251 50H252V48H251ZM251 50H250V51H251ZM263 50H264V49H263ZM13 51H15V50H13ZM26 51H27V50H26ZM137 51H139V50H137ZM137 51H135V52L137 53ZM143 51H144V50H143ZM143 51H141L140 54H142ZM147 51H149V50H147ZM147 51H146V52H147ZM181 51H182V50H181ZM200 51H201V50H200ZM208 51H209V50H208ZM208 51H207V52H208ZM231 51H232V50H231ZM234 51H237V50H234ZM238 51H239V50H238ZM248 51H249V50H248ZM248 51H247V53H246L247 55H248V53H249ZM252 51H253V50H252ZM258 51H259V50H258ZM23 52H24V51H23ZM74 52H75V51H74ZM99 52H100V51H99ZM151 52H152V51H151ZM156 52H157V51H156ZM185 52H186V51H185ZM205 52H206V51H205ZM207 52H206V53H207ZM221 52H222V51H221ZM11 53H12V52H11ZM11 53H10V54H11ZM15 53H16V52H15ZM21 53H22V52H21ZM148 53H149V52H148ZM148 53H147V54H148ZM179 53H180V52H179ZM179 53H178V54H179ZM203 53H204V52H203ZM203 53H202V54H203ZM233 53H234V52H233ZM236 53L238 54V52H236ZM236 53H234V54H236ZM258 53H260V51H259ZM13 54H14V53H13ZM13 54H12V56H14ZM24 54H25V53H24ZM27 54H28V53H27ZM102 54H103V53H102ZM140 54H138V55H140ZM152 54H153V53H152ZM152 54H151V55H152ZM155 54H156V53H155ZM169 54H170V53H169ZM188 54H189V53H188ZM194 54H195V53H194ZM224 54H225V53H224ZM241 54H242V53H241ZM253 54H254V53H252V55H253ZM256 54H257V53H256ZM100 55H101V54H100ZM103 55H104V54H103ZM103 55H102V56H103ZM136 55H137V54H136ZM136 55L134 56V58L137 57ZM142 55H143V54H142ZM142 55H140V56H142ZM148 55H149V54H148ZM170 55H171V54H170ZM183 55H184V54H183ZM216 55H217V54H216ZM252 55H251V56H252ZM260 55H261V54H260ZM2 56H3V55H2ZM22 56H23V55H22ZM25 56H26V55H25ZM85 56H86V55H85ZM180 56H182V55H180ZM214 56H215V55H214ZM217 56H218V55H217ZM7 57H9V56H7ZM78 57H79V56H78ZM107 57H108V59H107ZM129 57L131 58V56H129ZM146 57H147V56H146ZM152 57H153V56H152ZM170 57H171V56H170ZM191 57H192V56H191ZM248 57H250V55H249ZM253 57H254V56H253ZM260 57H261V56H260ZM262 57H263V56H262ZM23 58H25V57H23ZM27 58H28V57H27ZM86 58H87V57H86ZM99 58H100V57H99ZM99 58H98V59H99ZM143 58H144V57H143ZM198 58H199V56H198ZM223 58H225V56H224ZM17 59H18V58H17ZM20 59H21V57H20ZM20 59H19V60H20ZM28 59H29V58H28ZM136 59H137V58H136ZM138 59H139V58H138ZM151 59H152V58H151ZM199 59H201V58H199ZM209 59H210V58H209ZM216 59H217V57H216ZM253 59H254V58H253ZM4 60H5V59H4ZM13 60H15V59H13ZM32 60H33V59H32ZM132 60H134V59H132ZM143 60H144V59H143ZM148 60H149V59H148ZM183 60H184V59H183ZM202 60H203V59H202ZM219 60H221V59H219ZM230 60H231V59H230ZM262 60L264 61V59H262ZM262 60H261V61H262ZM5 61H6V60H5ZM16 61H17V60H16ZM24 61H25V60H24ZM80 61H81V60H80ZM151 61H152V60H151ZM190 61H191V60H190ZM204 61H205V60H204ZM204 61H203V62H204ZM213 61H214V60H213ZM217 61H218V60H217ZM221 61H222V60H221ZM238 61H239V60H238ZM242 61H243V60H242ZM254 61H257V60H254ZM258 61H259V59H258ZM25 62H26V61H25ZM32 62H34V60H33ZM55 62H56V61H55ZM82 62H83V61H82ZM131 62H132V61H131ZM138 62H139V61H138ZM140 62H141V61H140ZM142 62H143V61H142ZM167 62H168V61H167ZM169 62H170V61H169ZM194 62H195V61H194ZM223 62L225 63V61H223ZM236 62H237V61H236ZM3 63H4V62H3ZM3 63H2V65H3ZM61 63H62V62H61ZM106 63H107V62H106ZM190 63H192V62H190ZM195 63H196V62H195ZM217 63H218V62H217ZM241 63H242V62H241ZM243 63H244V62H243ZM255 63H256V62H255ZM10 64H11V63H10ZM12 64H13V63H12ZM24 64H25V63H24ZM76 64H77V63H76ZM94 64H95V63H94ZM124 64H125V65H124ZM130 64H131V63H130ZM130 64H128V65H130ZM136 64H137V63H136ZM142 64H143V63H142ZM202 64H203V63H202ZM246 64H247V62H246ZM246 64H245V65H246ZM2 65H1V66H2ZM15 65L17 66V64H15ZM18 65H19V64H18ZM21 65H22V63H21ZM144 65H145V64H144ZM207 65H208V64H207ZM245 65H244V66H245ZM247 65H249V64H247ZM253 65H254V64H253ZM256 65H257V64H256ZM7 66H8V65H7ZM29 66H30V65H29ZM32 66L35 67L34 65H32ZM42 66H43V65H42ZM105 66H106V65H105ZM126 66H127V65H126ZM203 66H204V65H203ZM212 66H213V65H212ZM217 66H218V65H217ZM230 66H231V65H230ZM27 67H28V66H27ZM44 67H45V66H44ZM44 67H43V68H44ZM55 67H56V66H55ZM63 67H65V66H63ZM73 67H74V66H73ZM73 67H71V68L73 69ZM106 67L108 68V66H106ZM146 67H147V66H146ZM146 67H145V68H146ZM210 67H211V65H210ZM253 67H254V66H253ZM255 67H256V66H255ZM257 67H258V66H257ZM257 67H256V68H257ZM5 68H6V67H5ZM77 68H78V66H77ZM81 68H82V67H81ZM147 68H148V67H147ZM174 68H175V67H173V69H174ZM177 68H178V67H177ZM188 68H189V66H188ZM229 68H230V67H229ZM249 68H250V67H249ZM261 68H262V67H261ZM30 69H31V68H30ZM33 69H34V68H33ZM37 69H38V68H37ZM44 69H45V68H44ZM63 69H64V68H63ZM63 69H62V70H63ZM85 69H86V68H85ZM90 69H91V68H90ZM103 69H104V68H103ZM114 69H110V71L112 72ZM143 69H144V68H143ZM220 69H221V68H220ZM235 69H236V68H235ZM259 69H260V68H259ZM0 70H1V68H0ZM20 70H21V69H20ZM60 70H61V69H60ZM81 70H82V69H81ZM133 70H134V69H133ZM133 70H130L131 72H129V70H128V72L132 74V71H133ZM146 70H147V69H146ZM169 70H170V69H169ZM187 70H188V69H187ZM194 70H195V69H194ZM223 70H224V69H223ZM245 70H246V69H245ZM40 71H42V70H40ZM47 71H48V70H47ZM142 71H143V70H142ZM221 71H222V70H221ZM228 71H230V70H228ZM262 71H263V68H262ZM13 72H14V71H13ZM27 72H28V71H27ZM31 72H33V71H31ZM124 72H125V71H124ZM136 72H137V71H136ZM147 72H148V71H147ZM206 72H207V70H206ZM0 73H1V72H0ZM14 73H15V72H14ZM80 73H81V72H80ZM84 73H85V71H84ZM138 73H139V72H138ZM141 73H142V72H141ZM168 73H170V71H169ZM236 73H237V72H236ZM238 73H239V72H238ZM21 74H22V73H21ZM40 74H41V73H40ZM46 74H47V73H46ZM113 74H114V73H113ZM122 74H125V73H122ZM133 74H134V73H133ZM197 74H198V72H197ZM208 74H209V73H208ZM28 75H29V74H28ZM28 75H27V77H28ZM54 75H56V74H54ZM125 75H126V74H125ZM166 75H167V74H166ZM188 75H189V74H188ZM236 75H237V74H236ZM31 76H32V75H31ZM38 76L41 77V75H38ZM42 76H43V75H42ZM50 76H51V75H50ZM65 76H66V75H65ZM122 76H124V75H122ZM136 76H137V75H136ZM143 76H144V75H143ZM223 76H224V75H223ZM232 76H233V75H232ZM249 76H250V75H249ZM0 77H1V76H0ZM67 77H68V76H67ZM76 77H77V75H76ZM118 77H120V75H119ZM137 77H138V76H137ZM141 77H142V76H141ZM151 77H152V76H151ZM176 77H177V76H176ZM206 77H207V76H206ZM16 78H17V77H16ZM32 78H33V77H32ZM50 78H51V77H50ZM53 78H54V77H53ZM55 78H56V77H55ZM55 78H54V79H55ZM121 78H122V77H120V79H118V80H119L118 83L120 84V88H119V89H121V92L125 91V90L128 88L127 86H131V87L135 86L134 88H130V89H135V91L141 92V91L136 87L137 85H134V84H133V85H129L130 83H128V85H127V83H124V82H123L125 79L122 81ZM125 78H126V77H125ZM185 78H186V77H185ZM232 78H233V77H232ZM251 78H252V77H251ZM9 79H10V78H9ZM13 79H14V78H13ZM30 79H31V78H30ZM33 79H34V78H33ZM35 79H36V78H35ZM37 79H38V78H37ZM42 79H43V77H42ZM126 79H127V78H126ZM128 79H129V78H128ZM130 79H131V78H130ZM139 79H140V78H139ZM169 79H170V78H169ZM182 79H183V77H182ZM186 79H187V78H186ZM219 79H220V78H219ZM238 79H239V78H238ZM248 79H249V78H248ZM4 80H6V79H4ZM11 80H12V79H11ZM18 80H19V79H18ZM31 80H32V79H31ZM73 80H74V79H73ZM137 80H138V79H137ZM140 80H141V79H140ZM146 80H147V79H146ZM172 80H173V79H172ZM214 80H215V79H214ZM242 80H243V79H242ZM263 80H264V78H263ZM6 81H7V80H6ZM32 81H33V80H32ZM46 81H47V80H46ZM50 81H51V80H50ZM54 81H55V80H54ZM56 81H57V80H56ZM162 81H163V80H162ZM173 81H174V80H173ZM199 81H200V80H199ZM199 81H198V82H199ZM224 81H225V80H224ZM52 82H53V81H52ZM107 82H109V81H107ZM125 82H126V81H125ZM127 82H129V80H128ZM138 82H139V80H138ZM138 82H137V84H138ZM171 82H172V81H171ZM179 82H180V81H179ZM179 82H178V83H179ZM241 82H242V81H241ZM251 82H252V80H251ZM3 83H5V82L3 81ZM50 83H51V82H50ZM81 83H82V82H81ZM109 83H111V81H110ZM140 83H141V82H140ZM140 83H139V85H140ZM193 83H194V82H193ZM201 83H202V82H201ZM253 83H254V82H253ZM39 84H40V83H39ZM41 84H42V83H41ZM125 84H126V85H125ZM148 84H149V83H148ZM180 84H181V83H180ZM197 84H198V83H197ZM224 84H225V82H224ZM243 84H244V82H243ZM260 84H261V82H260ZM260 84H259V85H260ZM83 85H84V84H83ZM142 85H143V84H142ZM158 85H159V84H158ZM226 85H227V84H226ZM255 85H256V84H255ZM8 86H9V85H8ZM8 86H7V88H8ZM31 86H33V85H31ZM54 86H55V85H54ZM54 86H53V87H54ZM113 86H114V84H113ZM156 86H157V85H156ZM208 86H209V85H208ZM216 86H218V85H216ZM235 86H236V85H235ZM46 87H47V86H46ZM81 87H82V86H80V88H81ZM109 87H110V85H109ZM150 87H151V86H150ZM191 87H193V86H191ZM205 87H206V86H205ZM221 87H222V86H221ZM226 87H227V86H226ZM230 87H231V86H230ZM250 87H252V84L250 85ZM250 87L248 88L249 90L252 89V88L250 89ZM47 88H48V87H47ZM110 88H111V87H110ZM112 88H114V87H112ZM142 88H143V87H142ZM219 88H220V87H219ZM233 88H234V87H233ZM245 88H246V86H245ZM258 88H259V87H258ZM8 89H10V88H8ZM42 89H43V88H42ZM71 89H72V88H71ZM140 89H141V86H140ZM147 89H148V88H147ZM192 89H193V88H192ZM204 89H205V88H204ZM208 89H209V88H208ZM217 89H218V87H217ZM256 89H257V88H256ZM14 90H15V89H14ZM74 90H75V89H74ZM142 90H143V89H142ZM144 90H145V89H144ZM151 90L153 91V86H152V88L150 89V91H151ZM174 90H175V89H174ZM4 91H5V88H4ZM51 91H53V90H51ZM54 91H55V90H54ZM61 91H62V90H61ZM77 91H78V90H77ZM79 91H80V90H79ZM84 91H86V90H84ZM119 91H120V90H119ZM126 91H127V90H126ZM132 91H133V90H132ZM206 91H207V89H206ZM208 91H209V90H208ZM213 91H214V90H213ZM218 91H220V89H219ZM226 91H227V90H226ZM235 91H236V90H235ZM240 91H241V90H240ZM255 91H256V90H255ZM258 91H259V90H258ZM73 92H74V91H73ZM102 92H103V91H102ZM158 92H159V91H158ZM173 92H174V91H173ZM186 92H187V91H186ZM215 92H217V91H215ZM261 92H262V91H261ZM3 93H4V92H3ZM10 93H11V92H10ZM29 93H30V92H29ZM60 93H61V92H60ZM130 93H131V91H130ZM141 93H142V92H141ZM141 93H140V94H141ZM164 93H165V92H164ZM181 93H182V92H181ZM211 93H213V92H211ZM222 93H224V92H222ZM256 93H257V92H256ZM258 93H259V92H258ZM12 94H13V93H12ZM50 94H51V93H50ZM68 94H70V93H68ZM74 94H75V93H74ZM76 94H77V93H76ZM120 94H121V93H120ZM120 94H119V95H120ZM123 94H124V93H123ZM137 94H138V93H137ZM151 94H152V93H151ZM213 94H214V93H213ZM250 94H251V93H250ZM47 95H48V94H47ZM51 95H52V94H51ZM54 95H55V94H54ZM56 95H57V94H56ZM66 95H67V93H66ZM72 95H73V94H72ZM116 95H117V94H116ZM116 95H115V96H116ZM142 95H143V94H142ZM160 95H161V94H160ZM164 95H165V94H164ZM210 95H212V94H210ZM214 95H215V94H214ZM214 95H213V96H214ZM222 95H223V94H222ZM244 95H245V94H244ZM10 96H13V95H10ZM16 96H17V95H16ZM30 96H31V95H30ZM64 96H65V94H64ZM73 96H74V95H73ZM120 96H121V95H120ZM135 96H136V95H135ZM152 96H153V95H152ZM185 96H186V95H185ZM223 96H224V95H223ZM226 96H227V95H226ZM5 97H6V96H5ZM8 97H9V96H8ZM44 97H46V96H44ZM70 97H71V96H70ZM122 97H123V96H122ZM140 97H141V96H140ZM140 97H139V98H140ZM146 97H147V99H150V98H151L149 95H147ZM148 97H150V98H148ZM155 97H156V96H155ZM178 97H179V96H178ZM181 97H182V96H181ZM188 97H189V96H188ZM214 97H216V96H214ZM13 98H14V96H13ZM79 98H80V97H79ZM87 98H88V96H87ZM114 98H115V97H114ZM120 98H121V97H120ZM130 98H131V97H130ZM136 98H137V97H136ZM202 98H203V97H202ZM232 98H233V97H232ZM7 99H8V98H7ZM14 99H15V98H14ZM33 99H34V98H33ZM35 99H36V98H35ZM44 99H45V98H44ZM48 99H50V98H47V100H48ZM67 99H69V98L67 97ZM74 99H75V98H74ZM76 99H77V98H76ZM143 99H144V98H141L142 101H143ZM147 99H146V100H147ZM151 99H152V98H151ZM151 99H150V101H151ZM163 99H164V98H163ZM165 99H166V98H165ZM189 99H190V98H189ZM245 99H246V98H245ZM251 99H252V98H251ZM114 100H115V99H114ZM124 100H127V99L125 98ZM214 100H216V99H214ZM6 101H7V100H6ZM44 101H45V100H44ZM55 101H58L57 98L55 99ZM60 101H61V100H60ZM76 101L78 102V100H75L74 102H76ZM111 101H112V100H111ZM117 101H118V100H117ZM152 101H153V100H152ZM152 101H151V102H152ZM179 101H180V100H179ZM187 101H188V100H187ZM191 101H192V100H191ZM232 101H233V100H232ZM245 101H246V100H245ZM23 102H24V101H23ZM23 102H22V103H23ZM62 102H63V101H62ZM64 102H65V101H64ZM64 102H63V103H64ZM118 102H119V101H118ZM120 102H121V101H120ZM122 102H124V101L122 100ZM145 102H148V101H145ZM189 102H190V101H189ZM193 102H194V101H193ZM197 102H198V101H197ZM226 102H227V101H226ZM262 102H263V101H262ZM3 103H5V102H3ZM46 103H47V102H46ZM53 103H54V102H53ZM65 103H66V102H65ZM79 103H80V102H79ZM82 103H83V102H82ZM90 103H91V102H90ZM114 103H115V101H114ZM124 103H126V102H124ZM127 103H128V102H127ZM149 103H150V102H148V104H149ZM242 103H243V102H242ZM26 104H28V103H26ZM38 104H39V103H38ZM48 104H49V103H48ZM66 104H67V103H66ZM77 104H78V103H77ZM88 104H89V103H88ZM108 104H109V103H108ZM138 104L140 105L141 102L138 103ZM148 104H147V108H148V106H150V105H148ZM196 104H197V103H196ZM1 105H2V104H1ZM54 105H55V104H54ZM56 105H57V104H56ZM58 105H59V104H58ZM62 105H63V104H62ZM71 105H72V107H73V105H75V103H72ZM71 105H69V106H71ZM89 105H90V104H89ZM139 105H135V103H132V104H131V108L133 109V110H132L133 113H134V112L137 113L136 108H137L138 111H139V109H140V108H138ZM151 105H152V103H151ZM194 105H195V104H194ZM218 105H219V104H218ZM4 106H5V105H4ZM4 106H3V108H7V107H4ZM28 106H29V105H28ZM40 106H41V105H40ZM42 106H43V105H42ZM48 106H49V105H48ZM66 106H67V105H65L64 108H66ZM69 106H67V107H69ZM80 106H81V105H80ZM91 106H92V105H91ZM152 106H154V104H153ZM183 106H184V104H183ZM219 106H220V105H219ZM247 106H248V105H247ZM256 106H257V105H256ZM263 106H264V105H263ZM0 107H1V106H0ZM59 107H60V106H59ZM112 107H113V106H112ZM115 107H116V106H115ZM118 107H119V106H118ZM120 107H121V106H120ZM142 107H143V106H142ZM144 107H146V106H144ZM150 107H151V106H150ZM150 107H149V108H150ZM215 107H217V106L215 105ZM260 107H261V106H260ZM26 108H27V107H26ZM41 108H42V107H41ZM91 108H92V107H91ZM151 108H155V107H151ZM151 108L149 109L151 112H150V111H148V112H149L150 114L152 113V116H153L154 114L156 115L157 113H155V112H154V109H153V112H154V114H153ZM223 108H225V105H224ZM247 108H248V107H247ZM262 108H263V107H262ZM22 109H23V108H22ZM60 109H61V108H60ZM67 109H68V108H67ZM67 109H64V110H67ZM124 109H125V107H124ZM145 109H146V108H145ZM220 109H221V108H220ZM225 109H227V108H225ZM235 109H236V108H235ZM249 109H250V108H249ZM3 110H4V109H3ZM25 110H26V109H25ZM75 110L78 111L77 108H76ZM141 110H144V109L141 108ZM213 110H214V109H213ZM232 110H233V109H232ZM4 111H5V110H4ZM73 111H74V110H73ZM80 111H81V110H80ZM93 111H94V110H93ZM95 111H96V110H95ZM109 111H110V110H109ZM124 111H125V110H124ZM128 111H129V110H128ZM146 111H147V110H146ZM226 111H227V110H226ZM226 111H225V112H226ZM240 111H241V109H240ZM250 111H251V109H250ZM40 112H41V111H40ZM51 112H52V111H51ZM51 112H50V113H51ZM125 112H126V111H125ZM130 112H131V110H130ZM130 112H129V113H130ZM210 112H211V111H210ZM245 112H246V111H245ZM254 112H255V111H254ZM25 113H26V112H25ZM69 113H70V112H69ZM79 113H80V112H79ZM96 113H98V112H96ZM108 113H109V112H108ZM127 113H128V112H127ZM133 113H131V114H133ZM135 113H134V114H135ZM143 113H144V112H143ZM162 113H163V112H162ZM215 113H216V112H215ZM43 114H44V112H43ZM53 114H54V113H53ZM71 114H72V113H71ZM88 114H89V113H88ZM116 114H117V113H116ZM131 114H130V115H131ZM141 114H142V113L140 112V115H141ZM144 114H145V113H144ZM38 115H39V114H38ZM48 115L50 116L49 113H48ZM86 115H87V113H86ZM106 115H107V114H106ZM126 115H127V114H126ZM136 115H137V114H136ZM146 115H147V114H146ZM155 115L153 116V117H155V118H153V117L151 116V117L153 118L152 120H154L155 122H158V124L160 123V124H161L160 126L164 127V125H165V123H166V119L163 118L164 116H163V117H160L159 115H156V116H155ZM252 115H253V114H252ZM258 115H259V114H258ZM20 116H21V115H20ZM117 116H118V115H117ZM133 116H134V115H133ZM133 116H131V117H133ZM149 116H150V115H149ZM206 116H207V115H206ZM212 116H213V115H212ZM32 117H33V116H32ZM41 117H42V116H41ZM66 117H67V116H66ZM70 117H71V116H70ZM87 117H88V116H87ZM126 117H128V116H126ZM225 117H226V116H225ZM225 117H224V118H225ZM259 117H260V116H259ZM45 118H46V117H45ZM50 118H52V117H50ZM59 118H60V117H59ZM68 118H69V117H68ZM85 118H86V117H85ZM143 118H144V117H143ZM143 118H142V120H143ZM146 118L148 119V117H146ZM146 118H145V119H146ZM149 118H150V117H149ZM171 118H172V117H171ZM203 118H204V117H203ZM217 118H218V117H217ZM42 119H44V117H43ZM55 119H56V118H55ZM71 119H72V118H71ZM97 119H98V118H97ZM133 119L135 120V117H134ZM140 119H141V118H140ZM155 119H156V120L158 119V120L156 121ZM230 119H232V118H230ZM28 120H29V119H28ZM44 120H45V119H44ZM46 120H47V119H46ZM68 120H69V119H68ZM68 120H67V121H68ZM93 120H94V119H93ZM107 120H108V119H107ZM109 120H110V119H109ZM124 120H125V118H124ZM142 120H141V121H142ZM152 120H151V121H152ZM228 120H229V119H228ZM253 120H254V119H253ZM260 120H261V119H260ZM42 121H43V120H42ZM53 121H54V120H53ZM53 121H52V123H50V124H53ZM55 121H56V120H55ZM61 121H62V120H61ZM63 121H64V120H63ZM79 121H80V120H79ZM97 121H98V120H97ZM167 121H168V120H167ZM177 121H178V120H177ZM202 121H203V120H202ZM224 121H225V120H224ZM250 121L252 122L251 119H250ZM30 122H31V121H30ZM44 122H45V121H44ZM68 122H69V121H68ZM72 122H74V121H72ZM82 122H83V121H82ZM82 122H81V123H82ZM126 122H128V121H125V123H126ZM135 122H136V120H135ZM163 122H164V124H163ZM222 122H223V121H222ZM226 122H227V121H226ZM54 123H55V122H54ZM59 123H60V122H59ZM78 123H79V122H78ZM140 123H141V122H140ZM206 123H207V122H206ZM214 123H215V122H214ZM246 123H247V122H246ZM60 124H61V123H60ZM64 124H68V123H65V122H64ZM79 124H80V123H79ZM87 124H88V123H87ZM128 124H129V123H128ZM137 124H138V123H137ZM152 124H154V122H152ZM152 124H151V122H150L149 120H146V126H145L146 129H147L146 131H148V129H151ZM155 124H156V123H155ZM177 124H178V123H177ZM201 124H202V123H201ZM218 124H219V123H218ZM233 124H234V123H233ZM258 124H259V123H258ZM261 124H262V123H261ZM39 125H40V124H39ZM138 125H139V124H138ZM166 125H167V127H168V124H167V123H166ZM166 125H165V127H164L165 130L167 129V128H166ZM193 125H194V123H193ZM205 125H206V124H205ZM214 125H216V124H214ZM235 125H236V124H235ZM253 125H254V124H253ZM34 126H35V125H34ZM37 126H38V125H37ZM41 126H42V125H41ZM44 126H45V125H44ZM61 126H62V125H61ZM65 126H66V125H65ZM80 126H82V125L80 124ZM108 126H109V125H108ZM122 126H123V125H122ZM129 126H130V125H129ZM153 126H154V125H153ZM190 126H191V125H190ZM227 126H228V125H227ZM52 127H53V125H52ZM63 127H64V126H63ZM66 127H69V126H66ZM70 127H71V126H70ZM84 127H86V126H84ZM196 127H197V125H196ZM207 127H209V126H207ZM253 127H254V126H253ZM55 128H56V127H55ZM59 128H60V127H59ZM71 128H72V127H71ZM79 128H80V127H79ZM88 128H90V126H89ZM131 128H132V126H131ZM152 128H153V127H152ZM159 128H160V127H159ZM159 128H158V130H159ZM180 128H181V127H180ZM190 128H191V127H190ZM35 129H36V128H35ZM49 129H51V128H49ZM57 129H58V128H57ZM104 129H105V128H104ZM118 129H119V128H118ZM133 129H134V128H133ZM143 129H145V128H143ZM168 129H169V128H168ZM168 129H167V130H168ZM193 129H194V128H193ZM201 129H202V128H201ZM213 129H214V128H213ZM46 130H48V129H46ZM59 130H60V129H59ZM105 130H106V129H105ZM108 130H109V129H108ZM121 130H122V129H121ZM135 130H136V129H135ZM135 130H132V131H135ZM156 130H157V127H156ZM167 130H166V131H167ZM173 130H174L175 134H177V131H176V130H178V129L175 130V128H173ZM173 130H171V131H173ZM186 130H187V129H186ZM186 130H185V131H186ZM196 130H197V129H196ZM198 130H199V129H198ZM245 130H246V129H245ZM35 131H36V130H35ZM37 131H40V130H38V128H37ZM70 131H71V129H70ZM87 131H88V130H87ZM122 131H124V130H122ZM128 131H129V130H128ZM137 131H138V130H137ZM140 131H143V130H141V128H140ZM146 131H145V132H146ZM151 131H152V130H151ZM151 131H148V132L151 133ZM160 131H161V130H160ZM166 131H164V132H166ZM171 131H170V129H169V130H168V133H170ZM200 131H201V130H200ZM204 131H205V130H204ZM237 131H238V130H237ZM247 131H248V130H247ZM49 132H50V131H49ZM51 132H54V131L52 130ZM74 132H75V129H74ZM103 132H104V131H103ZM135 132H136V131H135ZM148 132H147V133H148ZM154 132H155V131H154ZM174 132H173V133H174ZM198 132H199V131H198ZM201 132H202V131H201ZM211 132H212V131H211ZM259 132H260V131H259ZM72 133H73V132H72ZM89 133H90V132H89ZM107 133H108V132H107ZM158 133H159V132H158ZM160 133H162V132H160ZM168 133H167V134H168ZM173 133L171 132V133L169 134V135L171 136V138H169L170 140L173 138V135H171V134H173ZM179 133H180V132H179ZM187 133H188V132H187ZM237 133H240V132H236V134H237ZM254 133H255V132H254ZM262 133H263V132H262ZM57 134H58V133H57ZM70 134H71V133H70ZM73 134H74V133H73ZM76 134H77V133H76ZM196 134H197V132H196ZM198 134H200V133H198ZM203 134H204V133H203ZM222 134H223V133H222ZM49 135H51V134H49ZM66 135H67V134H65V136H66ZM68 135H69V134H68ZM109 135H110V134H109ZM151 135H152V133H151ZM151 135H150V136H151ZM161 135H162V134H161ZM164 135H165V134H164ZM169 135H168V136H169ZM177 135H179V134H177ZM177 135H176V136H177ZM239 135H240V134H239ZM98 136H99V135H98ZM105 136H106V135H105ZM131 136H132V135H131ZM140 136L142 137V135H140ZM150 136H149V137H150ZM165 136H166V135H165ZM179 136H180V135H179ZM179 136H178V137H179ZM188 136H189V135H188ZM225 136H226V135H225ZM225 136H223V137H225ZM240 136H242V135H240ZM261 136H262V135H261ZM58 137H59V136H58ZM58 137H57V138H58ZM110 137H111V136H110ZM110 137H109V138H110ZM128 137H129V136H128ZM223 137H222V138H223ZM235 137H236V136H235ZM262 137H263V136H262ZM75 138H76V136H75ZM162 138H163V137H162ZM176 138H177V137H176ZM179 138H180V137H179ZM189 138H190V137H189ZM228 138H229V137H228ZM244 138H245V137H244ZM260 138H261V137H260ZM60 139H61V138H60ZM91 139H92V138H91ZM114 139H115V138H114ZM114 139H113V140H114ZM119 139H120V138H119ZM125 139H126V138H125ZM131 139H132V138H131ZM135 139H136V138H135ZM159 139H161V137H160ZM181 139H182V137H181ZM238 139H239V138H238ZM251 139H252V138H251ZM256 139H258V138H256ZM61 140H62V139H61ZM148 140H149V139H148ZM170 140H169V141H170ZM186 140H187V139H186ZM222 140H223V139H222ZM236 140H237V139H236ZM260 140H262V139H260ZM123 141H124V140H123ZM123 141H122V142H123ZM133 141H134V140H133ZM140 141H141V140H140ZM160 141H161V140H160ZM173 141H175L174 138H173V140H172L171 142L174 143L173 145L175 146V142H173ZM182 141H183V140H182ZM184 141H185V140H184ZM240 141H241V140H240ZM262 141H263V140H262ZM63 142H64V141H63ZM92 142H93V141H92ZM101 142H102V141H101ZM122 142H121V143H122ZM163 142H164V141H163ZM171 142H170V143L168 142V143L171 144ZM177 142H179V140L176 139V143H177ZM185 142H186V141H185ZM229 142H230V141H229ZM59 143H60V142H59ZM68 143H70V141H69ZM71 143H72V142H71ZM94 143H95V142H94ZM133 143H134V142H133ZM164 143H165V142H164ZM190 143H191V142H190ZM226 143H227V142H226ZM233 143H234V142H233ZM258 143H259V142H258ZM55 144H56V143H55ZM73 144H74V143H73ZM85 144H87V143H85ZM97 144H98V142H97ZM103 144H104V143H103ZM108 144H109V143H108ZM116 144H117V143H116ZM155 144H156V142H155ZM166 144H167V143H166ZM60 145H61V144H59L58 146H60ZM88 145H90V144H88ZM95 145H96V144H95ZM105 145H106V144H105ZM119 145H120V144H119ZM138 145H139V144H138ZM150 145H151V144H150ZM171 145H172V144H171ZM176 145H179V143H177ZM187 145H188V144H187ZM232 145H233V144H232ZM237 145H238V144H237ZM240 145H241V144H240ZM256 145H258V144H256ZM61 146H62V145H61ZM73 146H74V145H73ZM84 146H85V145H84ZM112 146H113V145H112ZM134 146H135V143H134ZM156 146H157V145H156ZM164 146H165V144H164ZM233 146H234V145H233ZM246 146H247V145H246ZM85 147H86V146H85ZM104 147H105V146H104ZM132 147H133V146H132ZM162 147H163V146H162ZM179 147H182V145H181V146L179 145ZM179 147H178V148H179ZM184 147H185V146H184ZM184 147L179 148V149H183ZM240 147H241V146H240ZM61 148H62V147H61ZM74 148H75V147H74ZM76 148H77V147H76ZM93 148H94V147H93ZM99 148H100V147H99ZM116 148H117V147H116ZM168 148H169V147H168ZM172 148H173V147H172ZM174 148H175V147H174ZM176 148H177V147H176ZM230 148H231V146H230ZM236 148H237V147H236ZM236 148H235V149H236ZM245 148H246V147H245ZM245 148H243V149L245 150ZM260 148H261V147H260ZM88 149H89V148H88ZM142 149H143V148H142ZM144 149H145V148H144ZM147 149H148V148H147ZM163 149H164V148H163ZM163 149H162V151H165V150H163ZM169 149H170V148H169ZM184 149H185V148H184ZM187 149H188V148H187ZM193 149H194V148H193ZM213 149H214V148H213ZM232 149H233V148H232ZM241 149H242V148H241ZM262 149H263V148H262ZM262 149H260V150L263 151ZM99 150H100V149H99ZM102 150H103V149H102ZM111 150H112V149H111ZM113 150H114V149H113ZM131 150H134V149H131ZM149 150H150V149H149ZM189 150H190V149H189ZM189 150H188V151H189ZM226 150H227V149H226ZM105 151H106V149H105ZM167 151H168V150H167ZM179 151H180V150H179ZM184 151H187V150H184ZM218 151H219V150H218ZM232 151H233V150H232ZM238 151H239V150H238ZM90 152H91V151H90ZM100 152H101V151H100ZM107 152H108V151H107ZM136 152H137V151H136ZM150 152H151V151H150ZM173 152H174V151H173ZM189 152H190V151H189ZM222 152H223V151H222ZM228 152H229V151H228ZM240 152H241V151H240ZM109 153H110V152H109ZM109 153H108V154H109ZM171 153H172V152H171ZM181 153H182V154H180V155H183V152H181ZM226 153H227V151H226ZM253 153H254V152H253ZM100 154H101V153H100ZM110 154H111V153H110ZM153 154H154V153H153ZM156 154H157V153H156ZM185 154H186V153H185ZM256 154H257V153H256ZM259 154H260V153H259ZM91 155H92V154H91ZM105 155H106V154H105ZM115 155H116V154H115ZM118 155H119V154H118ZM127 155H128V154H127ZM143 155H144V154H143ZM164 155H165V154H164ZM169 155H170V153H169ZM178 155H179V154H178ZM195 155H196V154H195ZM113 156H114V155H113ZM146 156H147V155H146ZM155 156H156V155H155ZM157 156H158V155H157ZM165 156H167V155H165ZM172 156H174V155H172ZM175 156H176V155H175ZM184 156H186V155H184ZM193 156H194V155H193ZM227 156H228V155H227ZM261 156H262V155H261ZM94 157H95V156H94ZM96 157H99V156H96ZM106 157H107V156H106ZM106 157H105V158H106ZM158 157H159V156H158ZM177 157H179V156H177ZM181 157H182V156H181ZM217 157H218V156H217ZM225 157H226V156H225ZM256 157H257V156H256ZM258 157H259V156H258ZM262 157H263V156H262ZM102 158H104V157H102ZM107 158H108V157H107ZM111 158H112V156H111ZM130 158H132V157H130ZM150 158H151V156H150ZM156 158H157V157H156ZM156 158H155V159H156ZM159 158H160V157H159ZM159 158H158V159H159ZM163 158H165V157H163ZM167 158H168V157H167ZM182 158H183V157H182ZM184 158H185V157H184ZM188 158H189V157H188ZM223 158H224V156H223ZM99 159H100V158H99ZM109 159H110V156H109ZM114 159H115V156H114ZM116 159H118V157H117ZM145 159H147V158L145 157ZM169 159L172 160L173 158H169ZM169 159H168V160H169ZM175 159H176V158H175ZM175 159H174V160H175ZM178 159H179V158H178ZM189 159H190V158H189ZM211 159H212V158H211ZM251 159H252V158H251ZM254 159H255V158H254ZM112 160H113V159H112ZM112 160H111V161H112ZM150 160H151V159H150ZM176 160H177V159H176ZM181 160H182V159H181ZM184 160H186V158H185ZM193 160H194V159H193ZM213 160H214V159H213ZM225 160H226V159H225ZM257 160H260V159L257 158ZM1 161H2V160H1ZM101 161H102V160H101ZM106 161L109 162V160H106ZM111 161H110V162H111ZM152 161H153V160H152ZM165 161H167V160H165ZM222 161H223V160H222ZM222 161H221V162H222ZM255 161H256V160H255ZM93 162H94V161H93ZM96 162H97V161H96ZM117 162H118V161H117ZM138 162H139V161H138ZM143 162H144V161H143ZM175 162H176V161H175ZM183 162H184V161H183ZM185 162H186V161H185ZM192 162H193V164H191L190 162L187 161L186 163H184L185 165L181 162V163L184 165V167H185V168H183V172H182V171H181V172L185 174V177L187 178V180H189L190 183L194 181L193 179H191V178H192V175L194 176V179L199 180V183H200V181H201V183L206 182V181H205L206 179H204V177H203L201 174H199V173L201 172L203 175H204V174H205V175L207 174L206 176H208V173H209V169H208V167H209V166H207V164H206L204 161H201V162H199V161H195V162L192 161ZM207 162H208V161H207ZM106 163H107V162H106ZM106 163H103V164H106ZM112 163H113V162H112ZM129 163H130V162H129ZM147 163H148V161H147ZM176 163H177V162H176ZM216 163H217V162H216ZM216 163H215V164H216ZM219 163H220V162H219ZM230 163H231V162H230ZM261 163H262V162H261ZM126 164H127V163H126ZM164 164H165V163H164ZM167 164H168V163H167ZM178 164L181 165L180 163H178ZM178 164H177V165H178ZM246 164H247V163H246ZM96 165H97V164H96ZM116 165L119 166V164H117V163H116ZM133 165H134V163H133ZM144 165H146V164H144ZM148 165H149V164H148ZM150 165H151V164H150ZM152 165H154V164H152ZM159 165H160V164H159ZM169 165H170V164H169ZM183 165H182V166H183ZM253 165H254V164H253ZM257 165H258V164H257ZM0 166H1V164H0ZM93 166H95V164H93ZM99 166H100V164H99ZM135 166H136V164H135ZM138 166H139V165H138ZM212 166H213V165H212ZM220 166H221V165H220ZM228 166H229V165H228ZM261 166H262V165H261ZM104 167H105V166H104ZM112 167H113V166H112ZM124 167H125V166H124ZM132 167H133V166H132ZM173 167H174V165H173ZM195 167L198 168L197 170H200L199 173H198V171L195 169ZM255 167H256V166H255ZM259 167H260V166H259ZM108 168H111V165H110V167L108 166ZM121 168H122V167H121ZM126 168H127V167H126ZM130 168H131V167H130ZM135 168H136V167H135ZM144 168H145V167H144ZM146 168H147V167H146ZM154 168H155V167H154ZM154 168H153V170H154ZM162 168H163V167H162ZM167 168H168V167H167ZM169 168H171V167H169ZM179 168H180V167H179ZM209 168H210V167H209ZM233 168H234V167H233ZM105 169H106V167H105ZM118 169H119V168H118ZM160 169H161V168H160ZM181 169H182V168H181ZM181 169H179V170H181ZM210 169H211V168H210ZM234 169H235V168H234ZM248 169H250V168H248ZM0 170H1V169H0ZM106 170H107V169H106ZM106 170H104V171H106ZM121 170H122V169H121ZM135 170H136V169H135ZM141 170H142V168H141ZM147 170H148V169H147ZM174 170H175V169H174ZM213 170H214V169H213ZM226 170H227V169H226ZM70 171H71V170H70ZM74 171H75V170H74ZM94 171H95V170H94ZM102 171H103V170H102ZM136 171H137V170H136ZM145 171H146V169H145ZM167 171H168V170H167ZM170 171H171V169H170ZM251 171H252V170H251ZM255 171H256V170H255ZM95 172H97V171H95ZM106 172H107V171H106ZM131 172H132V171H131ZM147 172H148V171H147ZM159 172L161 173V171H159ZM171 172H172V171H171ZM171 172H170V174H171ZM175 172H176V171H175ZM249 172H250V171H249ZM102 173H103V172H102ZM110 173L112 174L111 171H110ZM116 173H117V172H116ZM118 173H119V172H118ZM118 173H117V174H118ZM136 173H137V172H136ZM156 173H157V172H156ZM163 173H164V172H163ZM168 173H169V172H168ZM172 173H173V172H172ZM225 173H226V172H225ZM254 173H255V172H254ZM256 173H258V172H256ZM1 174H2V173H1ZM69 174H73V173H69ZM94 174H96V173H94ZM100 174H101V173H100ZM104 174H105V173H104ZM113 174H114V173H113ZM129 174H130V173H129ZM137 174H138V173H137ZM140 174H141V173H140ZM157 174H158V173H157ZM173 174H174V173H173ZM178 174H181V173H178ZM184 174H182L181 176H183ZM263 174H264V173H263ZM4 175H5V174H4ZM4 175H3V176H4ZM108 175H109V172H108ZM115 175H116V174H115ZM115 175H114V177H115ZM118 175H119V174H118ZM132 175H133V174H132ZM141 175H142V177H143V176H144V173L141 174ZM161 175H162V174H161ZM166 175H167V174L163 175L162 177H164V176H166ZM176 175H177V174H176ZM217 175H219V174H217ZM228 175H229V174H228ZM3 176H2V177H3ZM69 176H70V175H69ZM90 176H91V175H90ZM106 176H107V175H106ZM122 176H123V175H122ZM122 176H121V177H122ZM137 176H138V175H137ZM137 176H136V177H137ZM146 176H147V175H146ZM167 176H168V175H167ZM167 176H166L165 178H167ZM173 176H174V175H173ZM173 176H172V177H173ZM232 176H233V175H232ZM257 176H258V175H257ZM73 177H74V176H73ZM96 177H97V176H96ZM104 177H105V176H104ZM104 177H103V178H104ZM169 177H171V176L169 175ZM172 177H171V178H172ZM259 177H260V176H259ZM71 178H72V177H71ZM89 178H90V177H89ZM97 178H98V177H97ZM111 178H112V177H111ZM123 178H125V177H123ZM140 178H141V177H140ZM175 178H176V176L174 177V179H175ZM179 178H180V177L178 176V179H179ZM186 178H185V179H186ZM230 178H231V177H230ZM249 178H250V177H249ZM257 178H258V177H257ZM0 179H1V178H0ZM3 179H4V178H3ZM7 179H8V178H7ZM73 179H74V178H73ZM73 179H72V180H73ZM90 179H91V178H90ZM105 179H106V177H105ZM109 179H110V178H109ZM113 179H114V178H113ZM125 179H126V178H125ZM138 179H139V178H138ZM147 179H148V178H147ZM149 179H150V178H149ZM169 179H170V178H169ZM18 180H19V179H18ZM70 180H71V179H70ZM93 180H94V179H93ZM101 180H103V179H101ZM101 180H100V181H101ZM114 180H115V179H114ZM159 180H161V179H159ZM175 180H177V178H176ZM175 180H173V181H175ZM190 180H191V181H190ZM192 180H193V181H192ZM249 180H250V179H249ZM6 181H7V180H6ZM8 181H10V179H9ZM96 181H97V180H96ZM110 181H111V180H110ZM120 181H121V180H120ZM148 181H149V180H148ZM162 181H163V178H162ZM207 181H208V180H207ZM259 181H260V180H259ZM259 181H258V182H259ZM12 182H13V181H12ZM14 182H15V181H14ZM73 182H74V181H73ZM103 182H106V181H103ZM114 182H115V181H114ZM141 182H142V181H141ZM170 182H171V181H170ZM176 182H177V181H176ZM176 182H175V183H176ZM181 182H182V179H181ZM187 182H188V181H187ZM214 182H215V181H214ZM219 182H220V181H219ZM2 183H3V182H2ZM4 183H5V182H4ZM16 183H17V179H16ZM107 183H108V182H107ZM132 183H133V182H132ZM154 183H155V181H154ZM161 183L164 184L165 181H164V183H163V182H161ZM171 183H172V182H171ZM182 183H183V182H182ZM184 183H185V181H184ZM194 183L196 184L197 182L194 181ZM194 183H193V184H194ZM212 183H213V181H212ZM251 183H252V182H251ZM259 183H260V182H259ZM105 184H106V183H105ZM125 184H126V182H125ZM139 184H140V183H139ZM144 184H145V183H144ZM152 184H153V183H152ZM162 184H161V185H162ZM197 184H198V183H197ZM208 184H209V183H208ZM2 185H3V184H2ZM75 185H76V183H75ZM84 185H85V184H84ZM92 185H93V184H92ZM114 185H115V184H114ZM118 185H119V183H118ZM158 185H159V184H158ZM164 185H165V184H164ZM164 185H163V186H164ZM180 185H181V184H180ZM185 185H186V184H185ZM188 185H189V183L187 184V186H188ZM205 185H206V187H207V184H206V183H205ZM262 185H263V184H262ZM20 186H21V185H20ZM33 186H34V185H33ZM72 186H73V185H72ZM79 186H81V185L79 184ZM88 186H89V185H88ZM97 186H98V185H97ZM109 186H110V184H109ZM112 186H113V184H112ZM152 186H153V185H152ZM178 186H179V185H178ZM187 186H186V187H187ZM199 186H200V185H199ZM201 186H202V185H201ZM212 186H213V185H212ZM249 186H250V185H249ZM251 186H252V185H251ZM259 186H260V185H259ZM3 187H4V185H3ZM11 187H12V186H11ZM118 187H119V186H118ZM129 187H130V186H129ZM143 187H144V186H143ZM153 187H154V186H153ZM190 187H192V186H190ZM190 187H189V188H190ZM193 187H194V185H193ZM217 187H218V186H217ZM223 187H224V186H223ZM255 187H256V186H255ZM4 188H6V187H4ZM4 188H3V190H4ZM18 188H19V187H18ZM20 188H21V187H20ZM20 188H19V189H20ZM22 188H23V187H22ZM76 188H77V187L75 186V189H76ZM81 188H82V187H81ZM123 188H124V187H123ZM127 188H128V187H127ZM137 188H140V187H137ZM137 188H135V189H137ZM156 188H157V187H156ZM180 188H181V187H180ZM183 188H184V187H183ZM246 188H247V187H246ZM261 188H262V186H261ZM72 189H73V187H72ZM83 189H84V187H83ZM83 189H82V190H83ZM91 189H92V188H91ZM114 189H115V188H114ZM116 189H117V188H116ZM128 189H129V188H128ZM131 189H132V188H131ZM143 189H145V188H143ZM153 189H154V188H153ZM255 189H256V188H255ZM35 190H36V189H35ZM85 190H86V189H85ZM87 190H88V189H87ZM126 190H127V189H126ZM193 190H194V189H193ZM193 190L191 189L192 192H194ZM198 190H199V189H198ZM242 190H243V189H242ZM244 190H245V189H244ZM261 190H262V189H261ZM1 191H2V190H1ZM16 191H17V189H16ZM20 191H21V190H20ZM28 191H29V190H28ZM78 191H79V190H78ZM88 191H89V190H88ZM127 191H128V190H127ZM133 191H134V190H132V193H133ZM143 191H144V190H143ZM151 191H152V190H151ZM156 191H157V190H156ZM188 191H189V190H188ZM205 191H206V188H205ZM205 191H204V192H205ZM214 191H215V190H214ZM9 192H10V191H9ZM56 192H57V191H56ZM59 192H60V191H59ZM61 192H62V191H61ZM63 192L65 193V191H63ZM68 192H69V191H68ZM73 192H74V191H73ZM119 192H120V191H119ZM122 192H124V191H122ZM122 192H120V193H122ZM130 192H131V191H130ZM135 192H136V191H135ZM138 192H139V190H138ZM138 192H137V193H138ZM141 192H142V191H141ZM195 192H198V191H195ZM206 192H208V190H207ZM216 192H217V191H216ZM220 192H221V190H220ZM244 192H245V191H244ZM244 192H243V193H244ZM17 193H18V192H17ZM22 193H23V192H22ZM79 193H80V192H79ZM79 193H78V195H79ZM82 193H83V192H82ZM91 193H92V192H91ZM150 193H151V192H150ZM157 193H158V192H157ZM161 193H162V192H161ZM246 193H248V192H246ZM251 193H252V192H251ZM251 193H250V194H251ZM261 193H262V192H261ZM73 194H74V193H73ZM84 194H85V193H84ZM86 194H88V193H86ZM89 194H90V193H89ZM94 194H95V193H94ZM98 194H99V192H98ZM128 194H129V193H128ZM139 194H141V193H139ZM189 194H191V192H190ZM189 194H188V196H190ZM204 194H205V193H204ZM231 194H232V193H231ZM256 194H257V193H256ZM262 194H264V193H262ZM3 195H4V194H3ZM16 195H17V194H16ZM74 195H75V194H74ZM80 195H81V194H80ZM80 195H79V197H81ZM90 195H91V194H90ZM113 195H114V194H113ZM134 195H135V193H134ZM148 195H149V194H148ZM148 195H147V196H148ZM201 195H202V194H201ZM206 195H207V194H206ZM220 195H221V194H220ZM242 195H243V194H242ZM246 195H247V194H246ZM1 196H2V195H1ZM58 196H59V195H58ZM62 196H63V195H62ZM66 196H68V195H66ZM124 196H125V195H124ZM147 196H146V197H147ZM188 196H187V197H188ZM193 196H194V195H192V197H193ZM197 196H198V194H197ZM251 196H252V195H251ZM253 196H254V195H253ZM258 196H259V195H258ZM2 197H3V196H2ZM8 197H9V196H8ZM8 197H7V198H8ZM14 197H15V196H14ZM24 197H25V195H24L22 198H24ZM69 197L72 198L71 195H70ZM76 197H77V196H76ZM96 197H97V196H96ZM120 197H121V196H120ZM127 197H128V196H127ZM143 197H144V196H143ZM149 197H150V196H149ZM149 197H148V198H149ZM194 197H195V196H194ZM199 197H200V196H199ZM199 197H198V198H199ZM222 197H223V196H222ZM222 197H221V198H222ZM243 197H244V196H243ZM15 198H16V197H15ZM77 198H78V197H77ZM124 198H126V197H124ZM124 198H122V201H123ZM135 198H136V196H135ZM153 198H154V197H153ZM164 198H165V197H163V199H164ZM218 198H219V197H218ZM246 198H247V197H246ZM61 199H62V198H61ZM72 199H73V198H72ZM80 199H82V198H80ZM80 199H79V200H80ZM97 199H98V198H97ZM127 199H128V198H127ZM159 199H161V198H159ZM159 199H158V200H159ZM167 199H168V198H167ZM195 199H196V198H195ZM195 199H192V200H195ZM260 199H261V198H260ZM1 200H2V199H1ZM3 200H4V199H3ZM3 200H2V203L4 202ZM63 200H64V199H63ZM98 200H99V199H98ZM118 200H119V199H118ZM136 200H137V199H136ZM136 200H134V201H136ZM138 200H139V199H138ZM187 200H189V199L187 198ZM198 200H200V199H198ZM198 200H197V202H201V201H198ZM206 200H207V199H206ZM225 200H226V199H225ZM234 200H235V199H234ZM8 201H10V200H8ZM12 201H13V200H12ZM120 201H121V200H120ZM124 201H125V200H124ZM139 201H140V200H139ZM149 201H150V200H149ZM154 201H155V200H154ZM75 202H77V201H75ZM116 202H117V201H116ZM128 202H130V201H128ZM164 202H165V201H164ZM190 202H191V201H190ZM194 202H195V201H194ZM219 202H220V201H219ZM0 203H1V202H0ZM80 203H81V202H80ZM117 203H118V202H117ZM126 203H127V201H126ZM126 203H125V204H126ZM134 203H135V202H134ZM139 203H140V202H139ZM139 203H138V205H139ZM149 203H150V202H149ZM152 203H153V202H152ZM188 203H189V202H188ZM231 203H232V202H231ZM234 203H235V202H234ZM102 204H103V203H102ZM136 204H137V202H136ZM154 204H155V203H154ZM229 204H230V203H229ZM232 204H233V203H232ZM236 204H237V203H236ZM239 204H240V202H239ZM241 204H242V203H241ZM128 205H129V203H128ZM138 205H137V206H138ZM143 205H144V203H143ZM198 205H199V204H198ZM198 205H196V206H198ZM212 205H213V204H212ZM81 206H82V205H81ZM102 206H103V205H102ZM120 206H121V205H120ZM126 206H127V205H126ZM130 206H131V205H130ZM132 206H133V205H132ZM140 206H142V205H140ZM144 206H145V205H144ZM148 206H149V205H148ZM163 206H164V205H163ZM189 206H190V204H189ZM201 206H202V203H201ZM201 206H200V207H201ZM237 206H238V205H237ZM7 207H8V206H7ZM78 207H79V206H78ZM82 207H83V206H82ZM127 207H128V206H127ZM135 207H136V206H135ZM150 207H151V206H150ZM155 207H156V206H155ZM159 207L161 208V206H159ZM165 207H166V206H165ZM193 207H195V205H193ZM200 207H199V208H200ZM203 207H204V206H203ZM203 207H201V208H203ZM247 207H248V206H247ZM256 207H257V206H256ZM261 207H262V205H261ZM13 208H14V207H13ZM83 208H84V207H83ZM120 208H121V207H120ZM122 208H123V207H122ZM129 208H130V207H129ZM139 208H140V207H139ZM142 208H143V206H142ZM142 208H141V209H142ZM146 208H147V207H146ZM160 208H159V210L163 209L164 207L161 208V209H160ZM190 208H192V205H191ZM213 208H214V207H213ZM226 208H227V207H226ZM4 209H6V208H3V210H4ZM79 209H80V208H79ZM101 209H102V208H101ZM108 209H110V208H108ZM154 209H155V208H154ZM195 209H196V208H194L193 211H195ZM242 209H244V208H242ZM6 210H7V209H6ZM16 210H17V209H16ZM77 210H78V209H77ZM84 210H85V209H84ZM105 210H106V209H105ZM120 210H121V209H120ZM122 210H123V209H122ZM122 210H121V211H122ZM127 210H128V209H127ZM129 210H130V209H129ZM137 210H138V209H137ZM152 210H153V209H152ZM203 210H204V209H203ZM206 210H208V209H206ZM232 210H233V209H232ZM244 210H245V209H244ZM12 211H13V209H12ZM12 211H11V212H12ZM17 211H18V210H17ZM111 211H113V210H111ZM134 211H135V210H134ZM148 211H149V210H148ZM200 211H202V210L200 209ZM212 211H213V210H212ZM217 211H218V210H217ZM221 211H222V210H221ZM235 211H236V210H235ZM235 211H234V212H235ZM249 211H250V210H249ZM2 212H3V211H2ZM6 212H7V211H5V213H6ZM14 212H15V211H14ZM18 212H19V211H18ZM22 212H23V211H22ZM24 212H25V211H24ZM77 212H78V211H77ZM124 212H125V211H124ZM140 212H141V211H140ZM159 212H160V211H159ZM159 212H158V213H159ZM187 212H188V211H187ZM202 212H203V211H202ZM215 212H216V211H215ZM237 212H238V211H237ZM5 213H3V214L1 213V214L4 215ZM83 213H84V212H83ZM86 213H89V212L86 211ZM105 213H106V212H105ZM110 213H111V212H110ZM110 213H109V214H110ZM135 213H136V212H135ZM142 213H143V212H142ZM145 213H147V212H145ZM181 213H182V212H181ZM190 213L192 214L191 211H190ZM194 213H196V212H194ZM204 213H205V212H204ZM209 213H210V212H209ZM238 213H239V212H238ZM1 214H0V215H1ZM6 214H7V213H6ZM10 214H11V213H10ZM15 214H17V213L15 212ZM84 214H85V213H84ZM97 214H98V213H97ZM126 214H127V213H126ZM129 214H130V213H129ZM133 214H134V213H133ZM163 214L165 215V213H163ZM167 214H168V213H167ZM179 214H180V213H179ZM188 214H189V213H188ZM197 214H198V213H197ZM197 214H196V217H197V218L195 217V218H196L195 221H196V220H197V221L199 220V217L197 216ZM202 214H203V213H202ZM235 214H236V213H235ZM249 214H251V213H249ZM253 214H254V213H253ZM255 214H256V213H255ZM260 214H261V213H260ZM8 215H9V214H8ZM17 215H18V214H17ZM19 215H21V214H19ZM24 215H25V214H24ZM71 215H72V214H71ZM71 215H70V216H71ZM87 215H88V214H87ZM92 215H94V214H92ZM117 215H118V214H117ZM148 215H149V214H148ZM150 215H151V214H150ZM153 215H154V214H153ZM156 215H157V214H156ZM168 215H170V214H168ZM199 215H200V214H199ZM205 215H206V214H205ZM214 215H215V214H214ZM241 215H242V214H241ZM4 216H5V215H4ZM25 216H26V215H25ZM72 216H73V215H72ZM128 216H129V215H128ZM132 216H134V215H132ZM141 216H142V215H141ZM144 216H146V214H145ZM157 216H158V215H157ZM161 216H162V215H161ZM173 216H174V215H173ZM193 216H194V215H193ZM193 216H192V217H193ZM200 216H201V215H200ZM251 216H253V215H251ZM256 216H258V215H255V217H256ZM259 216H260V215H259ZM10 217L14 218L13 216H10ZM23 217H24V216H23ZM23 217H22V218H23ZM30 217H32V216L30 215ZM95 217H96V216H95ZM95 217H94V218H95ZM117 217H118V216H117ZM123 217H124V216H123ZM126 217H127V216H126ZM146 217H147V216H146ZM154 217H155V216H154ZM162 217H163V216H162ZM178 217H179V216H178ZM178 217H177V218H178ZM182 217H183V216H182ZM184 217H185V216H184ZM189 217L192 218L190 215H189ZM202 217H203V215H202ZM209 217H210V216H208V218H209ZM217 217H218V216H217ZM247 217H248V216H247ZM249 217H250V216H249ZM262 217H263V216H262ZM1 218H2V217H1ZM71 218H72V217H71ZM86 218H87V217H86ZM127 218H128V217H127ZM130 218H131V216H130ZM157 218H159V217H157ZM211 218H212V217H211ZM211 218L208 219V220H211ZM238 218H239V216H238ZM23 219H24V218H23ZM84 219H85V218H84ZM164 219H165V218H164ZM164 219H163V220H164ZM186 219H187V218H186ZM192 219H193L192 221H194V217H193ZM203 219H204V218H203ZM215 219H216V218H215ZM215 219H213V220H215ZM236 219H237V217H236ZM255 219H256V218H255ZM261 219H262V218H261ZM261 219H260V220H261ZM3 220H5L4 217H3ZM9 220L12 221V219H9ZM14 220H15V219H14ZM31 220H32V219H31ZM33 220H34V219H33ZM123 220H124V219H123ZM138 220H139V219H138ZM147 220H148V219H147ZM149 220H150V219H149ZM163 220H159V219H158V221H163ZM170 220H171V219H170ZM180 220H181V219H180ZM205 220H207V218H206ZM216 220H217V226H218V228H219L220 230H222V229H223L222 226H221L222 224H220V221H218V219H216ZM251 220H252V219H251ZM257 220H258V219H257ZM5 221H6V220H5ZM18 221H19V220H18ZM26 221H27V219H26ZM26 221H24V222L22 221V223H26ZM84 221H85V220H84ZM84 221H83V222H84ZM90 221H91V220H90ZM129 221H130V220H129ZM164 221H165V220H164ZM174 221H175V220H174ZM184 221H185V220H184ZM189 221H191V220H188V222H189ZM195 221H194V222H195ZM244 221H245V220H244ZM249 221H250V220H249ZM254 221H255V220H254ZM262 221H263V220H262ZM7 222H8V221H7ZM87 222H88V221H87ZM121 222H122V220H121ZM125 222H126V221H125ZM127 222H128V221H127ZM135 222H136V221H135ZM154 222H155V221H154ZM169 222H170V221H169ZM201 222H202V221H201ZM203 222H204V221H203ZM205 222H207V221H205ZM214 222H215V221H214ZM214 222H213V223H214ZM250 222H251V221H250ZM255 222H256V221H255ZM8 223H9V222H8ZM8 223H7V224H8ZM29 223H30V222H29ZM84 223H85V222H84ZM118 223H119V222H118ZM133 223H134V222H133ZM138 223H139V222H138ZM157 223H158V222H157ZM186 223H187V222H186ZM190 223H192V222H190ZM208 223H209V222H208ZM208 223H207V225H208ZM239 223H240V222H239ZM253 223H254V222H253ZM5 224H6V222H5ZM11 224H12V223H11ZM16 224H17V223H16ZM85 224H86V223H85ZM93 224H94V223H93ZM119 224H120V223H119ZM130 224H131V223H130ZM143 224H144V223H143ZM160 224H161V223H160ZM163 224H164V223H163ZM168 224H169V223H168ZM194 224H195V223H194ZM196 224H197V223H196ZM205 224H206V223H205ZM236 224H237V223H236ZM248 224H249V223H248ZM12 225H13V224H12ZM18 225H19V224H18ZM24 225H25V224H24ZM26 225H28V224H26ZM40 225H41V224H40ZM157 225H158V224H157ZM197 225H198V224H197ZM202 225H203V224H202ZM209 225H210V223H209ZM211 225H212V224H211ZM211 225H210V226H211ZM8 226H9V225H8ZM14 226H16V225H14ZM42 226H43V225H42ZM121 226H122V225H121ZM165 226H166V225H165ZM168 226H169V225H168ZM186 226H188V225H186ZM191 226H193V223L191 224ZM191 226H190V227H191ZM205 226H206V225H205ZM205 226H204V227H205ZM210 226H209V227H210ZM246 226H247V225H246ZM249 226H250V225H249ZM249 226H248V227H249ZM25 227H26V226H25ZM25 227H24V229H25ZM28 227H29V226H28ZM141 227H142V226H141ZM151 227H153V226H151ZM154 227H156V226H154ZM162 227H164V226H162ZM172 227H173V226H172ZM196 227H197V226H196ZM202 227H203V226H202ZM231 227H232V226H231ZM240 227H241V226H240ZM252 227H253V226H252ZM262 227H263V226H262ZM6 228H7V226H6ZM16 228H17V227H16ZM16 228H15V229H16ZM18 228H19V227H18ZM85 228H86V227H85ZM88 228H89V227H87V229H88ZM129 228H130V227H129ZM132 228H133V227H132ZM148 228H149V227H148ZM212 228L214 229V227H212ZM236 228H237V227H236ZM256 228H257V227H256ZM258 228H259V227H258ZM22 229H23V228H22ZM22 229H21V230H22ZM27 229H28V228H27ZM181 229H183V228H181ZM187 229H188V228H187ZM234 229H235V228H234ZM247 229H248V228H247ZM38 230H39V229H38ZM41 230H42V229H41ZM83 230H84V229H83ZM85 230H86V229H85ZM106 230H108V229H106ZM110 230H111V229H110ZM121 230H122V229H121ZM130 230H132V229H130ZM142 230H143V229H142ZM147 230H148V229H147ZM170 230H171V229H170ZM183 230H184V229H183ZM214 230H215V229H214ZM231 230H232V229H231ZM248 230H249V229H248ZM251 230H253V229H251ZM262 230H264V229H262ZM115 231H116V230H115ZM133 231H134V228H133ZM133 231H131V232L133 233ZM140 231H141V230H140ZM140 231H139V232H140ZM150 231H151V230H150ZM159 231H160V229H159ZM162 231H164V230H162ZM186 231H187V230H186ZM209 231H210V229H209ZM234 231H235V230H234ZM242 231H243V230H242ZM259 231H260V230H259ZM259 231H258V232H259ZM22 232H23V230H22ZM29 232H30V231H29ZM34 232H35V231H34ZM41 232H42V231H41ZM86 232H87V231H86ZM100 232H101V231H100ZM126 232H127V231H126ZM128 232H129V231H128ZM155 232H156V230H155ZM190 232H191V231H190ZM220 232H222V231H220ZM31 233H32V232H31ZM35 233H36V232H35ZM35 233H34V234H35ZM124 233H125V232H124ZM134 233H135V232H134ZM171 233H172V232H171ZM211 233H212V231H211ZM245 233H246V232H245ZM22 234H23V233H22ZM85 234H86V233H85ZM99 234H100V233H99ZM112 234H113V233H112ZM158 234H159V233H158ZM249 234H251V233H249ZM19 235H20V234H19ZM26 235H27V234H26ZM32 235H33V234H32ZM90 235H91V234H90ZM96 235H97V234H96ZM108 235H109V234H108ZM119 235H120V234H119ZM126 235H128V234H126ZM143 235H144V234H143ZM143 235H142V236H143ZM163 235H164V234H163ZM216 235H217V234H216ZM216 235H215V236H216ZM223 235H224V234H223ZM223 235H222V236H223ZM232 235H233V234H232ZM237 235H239V234H237ZM259 235H260V234H259ZM38 236H39V234H38ZM92 236H93V235H92ZM116 236H117V235H116ZM116 236H115V237H116ZM124 236H125V235H124ZM130 236H131V235H130ZM135 236H136V235H135ZM154 236H155V235H154ZM167 236H168V235H167ZM187 236H188V235H187ZM239 236H240V235H239ZM257 236H258V234H257ZM21 237H22V236H21ZM21 237H20V238H21ZM25 237H26V236H25ZM31 237H32V236H31ZM31 237L29 236V239H28L29 241H30V239L32 240ZM33 237H34V236H33ZM39 237H40V236H39ZM44 237H45V236H44ZM93 237H95V236H93ZM99 237H100V236H99ZM120 237H121V236H120ZM201 237H202V236H201ZM229 237H230V236H229ZM241 237H242V236H241ZM241 237H240V238H241ZM258 237H259V236H258ZM22 238H23V237H22ZM26 238H27V237H26ZM41 238H43V236H42ZM100 238H101V237H100ZM102 238H103V237H102ZM123 238H124V237H123ZM184 238H185V237H184ZM251 238H252V235H251ZM36 239H37V237H36ZM103 239H104V238H103ZM110 239H111V238H110ZM124 239H125V238H124ZM131 239H132V238H131ZM135 239H136V238H135ZM157 239H159V238H157ZM161 239H162V238H161ZM161 239H160V240H161ZM172 239H173V238H172ZM178 239H179V238H178ZM185 239H187V238H185ZM202 239H203V238H202ZM204 239H205V238H204ZM213 239H214V237H213ZM261 239H262V238H261ZM261 239H260V240H261ZM2 240H3V239H2ZM39 240H40V239H39ZM45 240H48V239H45ZM106 240H107V239H106ZM164 240H165V239H164ZM169 240H170V239H169ZM193 240H194V239H193ZM198 240H199V239H198ZM205 240H207V239H205ZM209 240H211V239H209ZM223 240H224V239H223ZM257 240H258V239H257ZM5 241H6V240H5ZM25 241H26V240H25ZM32 241H33V240H32ZM36 241H37V240H36ZM40 241H42V240H40ZM43 241H44V240H43ZM49 241H50V240H48V242H49ZM99 241H100V240H99ZM114 241L116 242V239H115ZM117 241H118V240H117ZM120 241H121V240H120ZM120 241H119V243H120ZM124 241H125V240H124ZM130 241H131V240H130ZM237 241H238V240H237ZM0 242H2V241H0ZM7 242H8V244L10 243L9 241H7ZM23 242H24V241H23ZM45 242H46V241H45ZM48 242H46V243H48ZM109 242H110V241H109ZM135 242H136V240H135ZM138 242H139V241H138ZM196 242H197V241H196ZM203 242H205V241L203 240ZM203 242H202V243H203ZM214 242H215V241H214ZM232 242H233V239H232ZM104 243H106V242H104ZM104 243H103V244H104ZM110 243H111V242H110ZM132 243H133V242H132ZM144 243H146V242H144ZM164 243H165V242H164ZM259 243H260V242H259ZM0 244H1V243H0ZM6 244H7V243H6ZM30 244H31V243H30ZM35 244H36V243H35ZM49 244H50V243H49ZM107 244H108V243H107ZM111 244H112V243H111ZM120 244H121V243H120ZM136 244H137V243H136ZM140 244H141V243H140ZM147 244H148V243H147ZM162 244H163V243H162ZM162 244H161V245H162ZM228 244H229V243H228ZM3 245H4V243H3ZM21 245H23V243H22ZM31 245H32V244H31ZM42 245H43V243H42ZM42 245H41L40 247H41V248H44V247H42ZM101 245H102V243H101ZM121 245H122V244H121ZM203 245H204V244H203ZM211 245H212V244H211ZM250 245H251V244H250ZM1 246H2V245H1ZM4 246H5V245H4ZM12 246H13V245H12ZM19 246H20V245H19ZM27 246H28V245H27ZM32 246H33V245H32ZM34 246H35V245H34ZM47 246H48V245H47ZM60 246H61V245H60ZM106 246H107V245H106ZM146 246H147V245H146ZM150 246H151V245H150ZM162 246H163V245H162ZM170 246H171V245H170ZM224 246H225V245H224ZM224 246H223V248H224ZM254 246H255V245H254ZM7 247H8V246H7ZM37 247H38V245H37ZM56 247H57V246H56ZM124 247H125V246H124ZM138 247H139V245H138ZM163 247H164V246H163ZM173 247H174V245H173ZM201 247H202V246H201ZM11 248H12V247H11ZM13 248H15V246H13ZM23 248H25V246H24ZM30 248H31V246H30ZM34 248H35V247H34ZM46 248H47V247L45 246L44 249H46ZM102 248H103V246H102ZM148 248H149V247H148ZM166 248H167V247H166ZM180 248H181V247H180ZM234 248H235V247H234ZM6 249H7V248H6ZM15 249H16V248H15ZM21 249H22V248H21ZM21 249H20V250H21ZM27 249H28V248H27ZM54 249H56V248H54ZM57 249H58V248H57ZM63 249H66V248H63ZM110 249H111V248H110ZM110 249H108V250H110ZM122 249H123V248H122ZM136 249H137V248H136ZM160 249H161V248H160ZM167 249H169V248H167ZM171 249H172V248H171ZM221 249H222V248H221ZM224 249H226V248H224ZM229 249H230V248H229ZM247 249H248V248H247ZM259 249H260V248H259ZM259 249H258V250H259ZM263 249H264V248H263ZM11 250H12V249H11ZM17 250H18V249H17ZM20 250H18V251H20ZM30 250H34V249H30ZM39 250H40V248H38V251H39ZM48 250H49V249H48ZM60 250H62V248H60ZM108 250H107V252H108ZM117 250H118V249H117ZM144 250H145V249H144ZM150 250H151V249H150ZM190 250H191V249H190ZM222 250H223V249H222ZM9 251H10V250H9ZM26 251H27V250H26ZM43 251H44V250H43ZM55 251H56V250H55ZM64 251H65V250H64ZM120 251H121V250H120ZM123 251H124V250H123ZM154 251H155V250H154ZM154 251H152V252L154 253ZM160 251H161V250H160ZM165 251H166V250H165ZM168 251H169V250H168ZM168 251H166V252H168ZM237 251H238V250H237ZM0 252H2V251H0ZM22 252H23V251H22ZM47 252H48V251H47ZM52 252H53V251H52ZM61 252H62V251H61ZM66 252H67V251H66ZM148 252H149V251H148ZM251 252H252V251H251ZM6 253H7V252H6ZM14 253H15V252H14ZM19 253H20V252H19ZM19 253H17V254H19ZM34 253H35V252H34ZM34 253H33V254H34ZM37 253H38V252H37ZM57 253H59V252H57ZM109 253H110V251H109ZM112 253H113V252H112ZM186 253H187V252H186ZM223 253H224V252H223ZM226 253H227V252H226ZM239 253H240V252H239ZM255 253H257V252H255ZM255 253H253V254H255ZM0 254H1V253H0ZM10 254H11V251H10ZM10 254H9V255H10ZM22 254H23V253H22ZM28 254H32V253L29 252ZM43 254H44V252H43ZM53 254H54V253H53ZM59 254H60V253H59ZM78 254H79V253H78ZM121 254H122V253H121ZM123 254H124V253H123ZM126 254H127V253H126ZM142 254H143V253H142ZM150 254H151V253H150ZM150 254H149V255H150ZM156 254H157V253H156ZM181 254H182V253H181ZM211 254H212V253H211ZM244 254H245V253H244ZM249 254H250V253H249ZM1 255H2V254H1ZM7 255H8V254H6V256H7ZM13 255H14V254H13ZM51 255H52V254H51ZM60 255H61V254H60ZM113 255H114V254H113ZM116 255H117V254H116ZM146 255H147V254H146ZM158 255H159V254H158ZM167 255H168V253L166 254V257H167ZM207 255H208V253H207ZM212 255H214V254H212ZM227 255H228V254H227ZM11 256H12V254L10 255V257H11ZM20 256H21V255H20ZM20 256H19V257H20ZM22 256H23V255H22ZM22 256H21V257H22ZM38 256H39V255H38ZM38 256H37V257H38ZM45 256H46V255H45ZM45 256H43V259L46 258ZM53 256L56 257V256H58V254H57V255H53ZM67 256H68V254H67ZM69 256H70V255H69ZM69 256H68V257H69ZM106 256H107V255H106ZM119 256H120V255H119ZM123 256H124V255H123ZM155 256H156V255H155ZM174 256H175V255H174ZM182 256H183V255H182ZM209 256H210V254H209ZM236 256H237V255H236ZM7 257H9V256H7ZM13 257H14V256H13ZM39 257H40V256H39ZM39 257H38V258H39ZM44 257H45V258H44ZM47 257H48V256H47ZM75 257H76V256H75ZM77 257H78V256H77ZM80 257H81V256H80ZM80 257H79V258H80ZM136 257H137V256H136ZM164 257H165V256H164ZM219 257H220V256H219ZM252 257H253V256H252ZM17 258H18V257H17ZM31 258H33V257H31ZM35 258H36V257H35ZM40 258H42V257H40ZM49 258H51V257H49ZM52 258H53V257H52ZM71 258H74V257H71ZM83 258H85L84 255H83ZM106 258H107V257H106ZM106 258H105V259H106ZM117 258H118V257H117ZM181 258H183V257H181ZM238 258H239V257H238ZM255 258H256V257H255ZM15 259H16V258H15ZM18 259L20 260V258H18ZM36 259H37V258H36ZM53 259H54V258H53ZM53 259H51V260H53ZM55 259H57V258H55ZM55 259H54V261H55ZM65 259H66V258H64V260H65ZM111 259H113V258H111ZM120 259H121V258H120ZM211 259H212V257H211ZM216 259H217V258H216ZM218 259H219V258H218ZM25 260H26V259H25ZM28 260H31V259H28ZM33 260H35V259L33 258ZM40 260H41V259H40ZM40 260H39V261H40ZM46 260H47V259H46ZM61 260H62V259H61ZM67 260H68V259H67ZM76 260H77V259H76ZM130 260H131V257H130ZM162 260H163V259H162ZM183 260H184V259H183ZM185 260H186V259H185ZM204 260H205V259H204ZM213 260H214V259H213ZM224 260H225V258H224ZM230 260H231V259H230ZM240 260H242V259H240ZM54 261H53V262H54ZM72 261H73V260H72ZM74 261H75V260H74ZM106 261H107V260H106ZM113 261H114V260H113ZM137 261H138V260H137ZM167 261H168V260H167ZM178 261H179V260H177V262H178ZM226 261H227V260H226ZM26 262H27V261H26ZM37 262H38V261H37ZM83 262H84V260H83ZM83 262H81V263H83ZM114 262H115V261H114ZM212 262H214V261H212ZM212 262H211V264H212ZM245 262H246V261H245ZM258 262H259V261H258ZM46 263H47V262H46ZM54 263H55V262H54ZM64 263H66V262H64ZM68 263H69V262H68ZM72 263H73V262H71V264H72ZM85 263H86V262H85ZM87 263H88V262H87ZM144 263H145V262H144ZM160 263H161V262H160ZM162 263H163V262H162ZM189 263H190V262H189ZM233 263H234V262H233ZM241 263H242V262H241ZM47 264H48V263H47ZM50 264H51V263H50ZM58 264H59V263H58ZM60 264H61V263H60ZM66 264H67V263H66ZM73 264H74V263H73ZM75 264H76V261H75ZM78 264H79V261H78ZM119 264H120V263H119ZM121 264H122V263H121ZM130 264H131V263H130ZM141 264H142V263H141ZM169 264H170V263H169ZM176 264H177V263H176ZM178 264H179V263H178ZM194 264H195V263H194ZM214 264H215V263H214ZM224 264H225V263H224ZM246 264H247V263H246ZM253 264H254V263H253Z\"/></svg>",
    "mask_w": 264,
    "mask_h": 264
},
{
    "label": "built area",
    "instance_id": "obj_3",
    "mask_svg": "<svg viewBox=\"0 0 264 264\" xmlns=\"http://www.w3.org/2000/svg\"><path fill=\"white\" fill-rule=\"evenodd\" d=\"M5 15V14H4ZM4 15H0V19L4 22H10L11 18L10 16H4Z\"/></svg>",
    "mask_w": 264,
    "mask_h": 264
}]
</instances>
